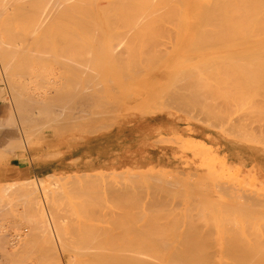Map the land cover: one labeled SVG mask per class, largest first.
Segmentation results:
<instances>
[{"label":"bare ground","instance_id":"6f19581e","mask_svg":"<svg viewBox=\"0 0 264 264\" xmlns=\"http://www.w3.org/2000/svg\"><path fill=\"white\" fill-rule=\"evenodd\" d=\"M98 19H104L103 20V22H108V24L107 25H105L106 23H103L104 24V29H99V26H97V25H95V23H90L89 21H92V20H98ZM170 20V21H169ZM172 20H175V21H172ZM100 21H102V20H100ZM125 23H124V22ZM143 21V23H141ZM144 21H145V23H144ZM148 21H150L151 23L149 24L148 23ZM155 21H157L156 23H158V22H160V21H162V22H164V21H166V22H164V24L166 23L167 24V22H168V24H170L169 22H171V24L170 25H164V26H161L162 24H161V22L160 23H158V24H155ZM178 21H180V26H178V27H172V22L174 23V24H178ZM181 21H186V23H188L189 21H191L188 25L187 24H183V25H181ZM188 21V22H187ZM61 22H63V23H61ZM66 24H65V23ZM77 22V23H76ZM86 22V23H85ZM89 22V23H88ZM115 22H117L116 24H115ZM118 22H119V24H118ZM122 22H123V24H122ZM127 22V23H126ZM128 22H129V26H128ZM147 22V23H146ZM177 22V23H176ZM69 23V24H68ZM99 24V23H98ZM103 24H101V25H103ZM118 24V25H117ZM126 24V25H125ZM132 24V25H131ZM160 24V25H159ZM100 25V26H101ZM119 25H120V27H119ZM166 26H169V27H166ZM176 26V25H175ZM115 27H116V29H115ZM165 27V28H164ZM170 27H172L173 29L171 30V31H169L168 32V29L170 28ZM113 28H114V30H113ZM118 28H119V30H118ZM123 29V31H120V29ZM124 28L126 29V30H129V29H131L132 31H134L133 33H130L131 34V37H129L128 36V38L126 37H123L124 39H122V37H120V35H118V33L119 34H121V36H123V33H125L126 32V30H124ZM138 28H143V29H138ZM175 28H178V29H176L175 30ZM180 28H182V29H184L185 31H190L191 32V34H193V35H191L190 34V32H187L190 36H194L192 39H194V40H192L193 42H189V41H191V38L189 37L188 39V42L190 43H188V42H186L187 43V47H190V49L192 50V51H190V49L188 48L187 49V47H185V43H184V41L187 39V37H186V39L185 40H183V43H182V48H183V45H184V47L185 48H179V54H177V56L176 57H179L180 55H181V51L183 50V52L184 53H186V54H192L191 52H193L194 54H195V50H197L198 49V51L200 50L199 48H201V51H202V49L204 50V48L205 47H211L212 49H213V47L216 49V50H214V52L213 53H216V55H214V56H216L215 58H214V56L213 55H210V54H212V51H211V53L210 52H208V53H210L209 54V59H207V58H205L206 59V61L208 60V61H210L211 60V56L214 58V59H212L213 61H210V62H200V66L199 65H196V66H194V67H196L197 69L195 70V68L193 67V69L194 70H192V68H190V67H192V66H190L191 64H189L190 62H191V59L192 60H194L193 58H195V57H192V58H190V57H188V56H190L189 54L187 55V57L185 58V57H183V58H185L184 59V61L187 59V60H189L188 58H190V60H189V63H187V64H189L188 66H189V68H187L188 66L185 64L187 61H185V63H184V61H180L179 59H177L176 57H174V59H172L171 61H174V62H176V64H178V62H180V65H181V63L182 64H184V66L186 65V67L185 68H183V66L181 67L179 64V66L181 67L180 69L181 70H179V73H176V75H175V77L176 78H174V75L172 76V74L174 73L175 74V72H174V70L171 72V77H172V79H171V77H170V79H171V81L169 80V79H167V82H169L170 81V83H167V82H165V83H167V85L166 86H164L165 87V89H164V87H162V89H161V87H160V93L159 94H156V95H158V97L160 96V94H161V96L163 97L162 99H160L161 100V102H159L158 104V106H159V110H158V106L156 107V106H154L155 108H153V105H152V107H150V108H148V109H145L144 111H142V112H145V113H156L157 111H160V110H162L163 109V107H170L171 108V106L173 105L174 107H172V108H174L173 110H175V109H177V110H179V112L181 111V112H184V114L183 115H186L185 113H187V115H189L188 117H190V116H192L193 114L192 113H194V115L192 116V117H190V119H192V118H194L193 120H195V118H196V114L199 112V114H200V116H198L199 114H197V118H201V119H203V120H206V123H205V121H203L205 124H206V126L208 125V126H210V125H213L214 127L216 126V127H219V126H221V128H222V126H225L224 127V130L226 131V134L228 133L229 134V132L231 133L230 135H232V134H235V136H238L240 133L243 135V139H245V138H249L251 135L250 134H254V132H251L252 130H255V132H256V130L258 131L259 129H256V125H258L259 123H261L260 125H261V127L264 129V123H263V120H264V112H263V110L264 109H262L261 107H263V105H262V103H264V0H0V83H3V84H5L4 85V87L6 86V85H10V87H13V90L15 91H13V93H14V99L13 98H9V96H8V98L10 99V100H14L16 103H17V105H18V108H19V112H20V110H21V112L22 111H25V110H27L26 109V107L28 106V105H30L31 103L33 104H36L37 102H33V101H35V98L34 99H31L32 97H28V96H26V94L24 95V97L25 98H23V94L21 95V93H22V91H23V89H24V87H22V85L23 86H25L26 84L28 85H26V87H28V89H29V85L30 84H32L30 81H34V79L35 78H38L39 76L37 75L38 73H43V75L45 76L46 75V73H44V71H48L50 68L51 69H53L54 67H58L59 68V73H61L60 72V70L62 71V73L63 72H67V74L69 75V77L68 78H66V80H68L67 82L68 83H70V84H66L65 82H64V80H62V77H59V78H57V76H56V74H58V73H56L55 75H53L52 76V74H53V72L52 71H54V70H52V71H50L51 72V74L48 72L47 73V76H49L48 74H50V79L49 80H51L52 79V85L53 86H51L50 87V89L51 90H55L56 88H54L55 86L54 85H56L55 83L57 82V81H61L66 87L68 86L70 89H68V90H73V88L74 87H76L75 85L77 84V86L78 87H76V89H74V91H78V92H76V93H74V91L72 92V90L69 92L68 90H66L67 91V93H60V91L58 92V90L57 89H61V88H59V82H58V87H57V89L54 91V93L52 92L51 93V95H49L50 93V90L48 91V92H44L43 91V93L39 90L40 88H42L41 86H40V84L42 85V86H45V85H47V84H49V83H51V82H49V83H45V84H43L42 82H44V81H42V80H40V78H39V80H38V82L40 81V83H39V86L40 87H38L37 89H35V91L36 90H38V91H40V93H42V94H38V93H35L36 94V96L35 97H37V98H39L40 99V97H38V96H42L43 97V99H41V100H39L38 101V99H37V101L39 102V103H42V100H47L48 101V97L47 96H51V97H54V98H52L51 99V97H50V101L48 102V103H46L45 104V102H43L44 104L42 105L41 104V106H42V108L41 107H39L38 105H36V106H38L37 107V110H35V111H33V116H35L36 114H40L41 112L42 113H44L45 115H44V117H43V114H42V117L44 118H42V119H40V120H45V116H47V119H46V121H44L43 123H41L40 121H39V123H37V124H44V125H47V124H49L50 126H48V127H50L51 128V130H53L54 129V131L53 132H50L49 134H47V135H45V138L43 137V140L44 139H48L49 137L51 138V139H59V136H62V133L64 134V133H73V132H76V133H78L79 135H81V136H92V135H94V134H96V133H98V132H101V131H105V130H108V129H112L113 127H118V128H122L123 126H126L127 124H129V123H135L136 121V116L135 115H133V114H131L130 112H128V113H126L127 112V108L129 107V105H130V110H138L137 109V107L140 105V104H142V102H144L145 101V97H144V94H142V93H140L139 92V87L140 86H142L143 84H142V82H144V80H141V81H139V82H141L140 84L139 83H137L139 86H138V88H137V91H138V93L134 90V85L136 84L135 83V81L134 82H131L132 80H134V79H136V72L134 73V74H130L129 72H134L138 67H139V70L141 71L143 68H144V70H145V72L146 73H143L144 71H141V75L139 74V72L140 71H138V69H137V71H138V74H139V76H142V73H143V75H146V74H148V73H150L151 72V70H153V68H155V67H157L159 64H161L160 62L161 61H159V59L160 60H164V58L162 59V57H164L165 55H167V54H170V53H167L166 52V54L164 53L165 51H168V52H171V50L169 51L168 50V48H171V49H173V47L174 46H176V44H173L172 43V41L173 40H170V42L174 45V46H172L171 45V43H170V47L168 46L167 47V50H161L162 48H160V50L161 51H163L162 53H164V55H156V54H154V52L155 53H157V52H159V54H160V50L157 48V45L159 46V47H161V45H163V44H160L161 42L162 43H164V44H169L168 43V41H169V39L170 38H168V37H171L172 39H173V37L175 36L176 38L178 37V39H179V36H181V30L182 29H180ZM167 29V30H166ZM171 29V28H170ZM180 29V30H179ZM99 30V31H98ZM113 30V36L114 35H118V37H117V39L115 38H113V36H112V39H114V41H113V43L115 42V40H116V42H121L119 45V48H121L122 46H123V48H124V50L126 49H129V47H130V50H131V54H132V49H131V46L130 45H134L135 47H139V43H140V47L139 48H141L142 50H140L139 49V54L141 53L140 51H142V53H144V55L142 56V53L140 54L141 56H142V59H140V57H137V56H140L138 53V55L137 54H135L134 52V54H133V58L131 57V55H130V52L128 53V54H125L124 52H120V50L122 51L123 49H120V50H118L117 49V47H118V45H117V47H114V46H116V44H113L112 43V40H111V38L108 36L110 33H111V31ZM116 30H118L117 32L118 33H116ZM139 30V32L138 33H143V32H147V34H149L150 35V39H152L153 41H155V40H157L158 38L160 39L161 38V36L165 39H167V40H163V38H162V40L164 41H161V40H157V42H159V44L158 43H156V41H155V43L157 44H155V43H152V42H149V44H151V45H149V44H147L146 45V41H144L145 40V38L144 37H146V40H147V38H148V40H149V36H147V34L145 33V35L144 36H138L137 34V32H135V31H138ZM143 30V31H142ZM177 30H179V32H180V35H179V33H178V31ZM98 31V32H97ZM101 31H104V32H110V33H108V34H106V36H108V38L110 39H108L107 37H106V40H107V44H106V40H105V38H103V37H105V36H102L101 37V34H100V32ZM125 31V32H124ZM163 31H167L168 32V37H167V33L166 32H163ZM172 31H177V36L175 35V33L174 32H172ZM81 32L82 34H84V32H87L86 34L88 35V37L89 38H92V39H94V36L96 35L95 33L97 32V34L99 33V35H96L97 37V39H98V42L100 41V40H105L104 42H105V45H106V48H108L109 49V47L108 46H111L109 43H111L113 46V48L114 49H117V50H114L112 47H110V50H107L109 53H110V51H111V48L113 49L112 51H111V55L109 54V56H111V57H109V56H107V51H106V48L104 49V44H102L101 43V41H100V43L98 44V42H94L95 43V45L97 44L98 46H100V44L102 45V46H100V48L101 49H103V50H101L100 48L98 49L99 51L101 50V51H104V52H102V53H100L99 51H97V49L96 48H94L95 47V45H92L93 44V41L92 40H90L89 41V38H87V35L85 36L88 40V42L85 40L86 38L85 37H82L81 36V33L79 34V33ZM91 32L93 33L92 35H91ZM116 34H115V33ZM122 32V33H121ZM129 31H127V33H128ZM131 32V31H130ZM150 32V33H149ZM165 33L164 35H166V36H163V33ZM170 32H172L173 33V36H172V34H169ZM193 32V33H192ZM89 33H90V36H89ZM103 33V32H102ZM111 33V34H112ZM135 33H136V35H135ZM152 33H155V36H157L156 35V33H159V37L157 38V39H155V37H151L153 34ZM77 34V35H76ZM95 34V35H94ZM104 33L102 34V35H105ZM126 34V33H125ZM132 34L135 36H133L132 37ZM152 34V35H151ZM162 34V35H161ZM187 34V35H188ZM198 35H200V36H198ZM79 36V37H78ZM80 36L82 37V38H80ZM84 36V35H83ZM138 38H137V37ZM100 37L102 38V39H100ZM114 37H116V36H114ZM122 39H120V38ZM144 39H143V38ZM174 37V38H175ZM182 37H184V36H182ZM198 37H199V39H198ZM79 38H80V40H82L83 38H85L84 39V41L82 40V42H84V43H82L80 40H79ZM132 38H134V40H132ZM136 38V39H135ZM139 38H142L143 39V41H141V40H138ZM176 38L174 39V40H176ZM131 41H129V40ZM155 39V40H154ZM176 40L177 41V44H178V41L179 40ZM196 39H198V40H196ZM123 40L124 41H126V42H123ZM129 42H128V41ZM78 41V42H77ZM94 41H96V40H94ZM136 41V42H135ZM149 41H151V40H149ZM161 41V42H160ZM82 44H80V43ZM137 42H139V43H137ZM144 42H145V45L143 46V47H141V45L142 44H144ZM166 42V43H165ZM76 43L77 44H79V45H81V46H83L84 47V49L85 50H83V48H79L80 50L82 49L83 50V52L82 53H80L79 52V50L77 49H75L76 48ZM123 43H128L127 45V47L128 48H125L124 46L126 45V44H124L123 45ZM135 43H137V44H135ZM147 43H148V41H147ZM192 43H193V45H192ZM84 44H86L85 46H84ZM87 44H89V45H92V49L94 50H96V52H95V50L94 51H92V49H91V47L90 46H87ZM121 44H122V46H121ZM152 44H155L156 46L155 47H153V45ZM189 44V45H188ZM73 45H74V48H72L73 47ZM77 46V47H80V46ZM96 45V47H98ZM132 45V47H134ZM149 45V47L151 48V47H153L152 48V50L148 47L147 48V46ZM191 45V46H190ZM72 46V47H71ZM146 46V48H144ZM90 47V50H91V52H93V53H91L90 52V54L91 55H93L92 57H95V58H100V60H102L103 59V61H104V59H105V63H106V65L105 64H103L102 62H100V60L98 61V62H100L103 66L105 65L106 66V68H105V70L107 69V71H110V73L108 72V76H106V77H108V78H110L109 80H112V81H110L111 82V84H113V82H114V85H113V87L111 86V84H109V80H107L108 81V83H104L103 82V84H102V80L104 81L105 79H107V78H104L105 76H103L104 75V72H103V67L101 68V64L100 65H98V66H94L93 64H95L96 65V62L95 61H93L94 63L92 64L93 65V67L92 68H90L91 67V61H92V59H89V58H86V57H80L81 55L83 56V54H85L87 51H86V49H88V48ZM103 47V48H102ZM134 47V48H135ZM162 47H164L165 49H166V45L164 46H162ZM68 48H70L69 50H67V53L66 54H68L69 55V53H70V50L72 51V49H73V53L71 52V54H74V52H76L75 54H78V55H80V56H77V57H75V58H73V55L72 56H68V55H64V50L66 51V49H68ZM72 48V49H71ZM133 48V49H134ZM154 48H157V50H153ZM143 49H146V50H144L143 51ZM150 51H149V50ZM180 49H181V51H180ZM187 49V50H186ZM217 49L219 50V51H222L223 52V50H226V52H227V54L226 55H220V54H223L222 52L221 53H219L218 51H217ZM74 50H76V51H74ZM89 50V51H90ZM135 50H138V48L136 49H134L133 51H135ZM148 50V53L149 54H151V52L154 54H152V55H148V53L146 54V56L148 57H146L145 56V51H147ZM189 50V51H188ZM208 50V49H207ZM88 51V52H89ZM107 53H106V52ZM129 50H127V52H128ZM154 51V52H153ZM157 51V52H156ZM205 51H206V48H205ZM218 53H217V52ZM69 52V53H68ZM87 52V53H88ZM135 52H137V51H135ZM178 52V51H177ZM203 52V51H202ZM80 53V54H79ZM86 53V54H87ZM96 53H98L99 55L100 54H102L103 55V53H104V56L102 57V55H98V54H96ZM106 53V54H105ZM119 53V54H118ZM161 53V54H162ZM183 53V54H184ZM208 53H206V55L205 56H207L208 55ZM70 54V55H71ZM74 54V55H75ZM97 56H95V55ZM122 54H125V55H122ZM218 54H219V56H218ZM88 55H89V53H88ZM114 57H113V56ZM125 56L124 58H125V60L123 59L122 60V58L123 57H121V58H119L120 56ZM137 55V56H136ZM67 56H68V58H67ZM90 56V55H89ZM106 56V57H105ZM144 56H145V58H144ZM149 56H151L150 58H149ZM156 56H159V57H155ZM169 55H167V57H168ZM195 56V55H194ZM107 57H109V59L106 61V58ZM112 57H113V59L114 60H112ZM128 57H130V58H128ZM136 57V58H135ZM152 57H154L153 59L155 60V62H154V60L152 59ZM182 57V56H181ZM97 58V59H98ZM111 58V59H110ZM127 58H128V61H127V64L131 61V58H132V61L134 60V59H140V63L142 64V62L141 61H143V64H146L148 61V63H150V59H151V61L153 62V63H155V64H153V63H150V64H152V65H150V64H148L146 67H144L145 65H140V63L138 64V63H136V61L137 60H134L133 61V63H132V61L130 62L131 64L129 65V66H127V64H125L124 63V61H126L127 60ZM175 58H176V60L178 61H175ZM180 58V57H179ZM204 59V58H203ZM218 59V60H217ZM119 60H121V61H123V62H120V64L123 66V67H120L121 65L120 64H118V66L120 67V68H123L122 69V71L124 72V70H126L125 69V67H127V68H129V69H127V71H125V73H123V72H121L120 73V75H119V72L121 71L119 68H118V66L116 65L118 62H119ZM157 60V61H156ZM196 60H198V61H196ZM200 60H202L201 58H200ZM199 59H195V61L197 62V63H199V61H200ZM217 62H216V61ZM108 61H114V63L113 62H111V63H109ZM145 61H146V63H145ZM203 61H205V60H203ZM138 62V61H137ZM156 62H159L158 63V65H157V63ZM194 61H192L191 63H193ZM212 62V63H211ZM213 62H215V63H213ZM113 63V64H112ZM123 63H124V65H123ZM135 63V64H134ZM203 63H205V64H203ZM209 63V64H208ZM108 64H112L111 66L110 65H108ZM133 64H134V67H135V70H132L131 71V69H133L134 67H133ZM140 65L141 67H143L142 69H140V66H138V65ZM208 64V65H207ZM211 64H213L212 66H210ZM215 64H217L216 66H215ZM108 65V66H107ZM155 65H157V66H155ZM171 65H172V63H171ZM194 65H195V63H194ZM204 65V66H203ZM100 66V67H99ZM110 66V67H109ZM112 66H113V68H112ZM114 66H116L117 68H115ZM125 66V67H124ZM138 66V67H137ZM149 66H151V67H149ZM169 66H170V64H169ZM173 66V65H172ZM177 66V65H176ZM176 66L174 65L173 67L174 68H176ZM203 66V68H201ZM210 66V67H209ZM48 67H49V69H48ZM95 67V68H94ZM100 69H99V68ZM137 67V68H136ZM147 67H149V68H151V70L150 69H148ZM200 67V68H199ZM212 67L213 68H215V69H212ZM216 67L218 68V70H219V72H218V75L219 74H221V75H223V72L224 73H226L227 75H228V78H227V76H224V75H226V74H224L223 76H221V75H219V76H215L216 75V73L217 72H215V71H217V69H216ZM38 68H39V70H38ZM42 68V69H41ZM57 68V69H58ZM93 68L94 69H96V70H98V72L99 73H97L96 74V70H94V71H96L95 72V74H94V71H93ZM98 68V69H97ZM109 68H112L111 70L109 69ZM115 68V69H114ZM148 69V70H146V69ZM168 68V67H167ZM166 68V69H167ZM183 68V69H182ZM205 68H211L210 70H208V71H210L209 72V74H211V75H213L214 74V72H215V75H213L212 77H214L213 79H211V82H214V83H216V84H213V83H211L209 80V74L207 75V73L204 71V69ZM56 69V68H55ZM89 69H90V71H89ZM114 69V71L115 72H117V70H119L116 74H118L120 77H122V78H119L118 77V79L119 80H117V79H114V78H117L116 76H118V75H114V73H113V70ZM156 69V68H155ZM41 70V71H40ZM92 70V71H91ZM104 70V71H105ZM150 70V71H149ZM201 73V75H200V73L198 72V71ZM202 70V71H201ZM222 72H221V71ZM56 71V70H55ZM54 71V72H55ZM88 71V72H87ZM106 71V72H107ZM147 71H149V72H147ZM166 71V70H165ZM165 71L163 70V71H161L159 74H157L156 73V75H153V76H151L150 78H149V80L148 81H154L155 83H157V82H161L164 78H165V75H166V73H165ZM194 71V72H193ZM196 71H197V73H196ZM85 72L88 74L89 72L91 73V75H94V76H92L94 79L96 78L97 79V84L96 83H94L93 82V87L95 88V87H103V85L105 84V86L107 85V84H109L110 85V88H112V89H110L109 90V86L107 85V88L105 89V86H104V88L103 89H105V90H103L102 88H92V86H89V87H87L88 88V90L86 91V86L84 87V85H86V84H83V83H81V81L79 80V79H75L74 77H79V76H81L82 75V77H84L85 78V76H87V74L85 75ZM111 72H112V75H111ZM176 72H178V68H177V71ZM206 74H205V73ZM84 73V74H83ZM123 73V74H122ZM204 73V74H203ZM64 74V73H63ZM100 74H102V76L100 75ZM126 74H130V75H128V76H125ZM61 75V74H60ZM84 75V76H83ZM91 75L90 74H88V76L86 77L87 79H88V81H87V86H88V83H90V77H91ZM112 77H111V76ZM196 77H195V76ZM197 75H200V77L197 79ZM203 75H205L204 77H206V79L203 77ZM58 76H59V74H58ZM61 76H64V75H61ZM96 76H98V77H96ZM125 77V79L124 80H122L124 77ZM101 77V78H100ZM103 77V78H102ZM201 77H203L202 79H201ZM216 77H218L217 79L218 80H216ZM221 77V78H220ZM223 77V78H222ZM226 77V78H225ZM70 78L72 79H75V80H70ZM93 78H91V79H93ZM99 78V79H98ZM174 78V79H173ZM45 79H47L46 77H45ZM56 79H60V80H56ZM63 79H65V76H64V78ZM86 79V80H87ZM100 79H102L101 81H99L100 83H98V80H100ZM120 79L122 80V82L120 81ZM205 79V80H204ZM209 79V80H208ZM224 79V81L225 82H227V80H228V83L224 86V84H222L221 86L222 87H220V81H222ZM65 80V81H66ZM78 80H79V82H80V84H83V85H80L79 84V82H78ZM115 80V81H114ZM169 80V81H168ZM173 80V81H172ZM48 81V80H47ZM74 81H77V82H75L74 83ZM106 81V80H105ZM117 81H120V82H118L117 83ZM166 81V80H165ZM207 81H209V84L211 85V87L214 89V88H216V87H218L216 90L219 92H217L215 89L214 90H212L214 93H218V95H219V97H220V95L221 96H223L224 98H222L221 97V99H222V101H221V99L220 98H218L219 100H217V97H215L214 95H216L217 96V94H214V93H211V95L212 94H214L213 96L215 97V99H214V97H213V99L215 100V101H213L212 99H210V98H212L211 97V95L209 94L211 91V87H210V85L207 83ZM28 82H30V83H28ZM60 82V83H61ZM218 82H220V83H218ZM223 82V81H222ZM225 82H223V83H225ZM24 83H25V85H24ZM61 83V84H62ZM130 83H134V85H132L131 84V86H133V88L131 87V86H129V84ZM145 83V82H144ZM172 83V84H171ZM38 83H35L34 85H31L32 86V88H34V87H37L36 85H37ZM71 84H73V85H71ZM91 84H92V82H91ZM136 84V85H137ZM142 84V85H141ZM168 84H170L171 86L170 87H172V88H170V90H169V87H168ZM205 84H207V86L205 85ZM90 85V84H89ZM95 85H97V86H95ZM213 85H216V87L214 86L213 87ZM65 86H63L62 85V87L64 88V89H66V87ZM74 86V87H73ZM79 86H81V87H84L83 89L82 88H80ZM156 86V85H155ZM224 86V87H223ZM8 87V86H7ZM9 87V88H10ZM67 87V88H68ZM127 87V89L129 88V87H131L130 88V91H135V93H131L130 91H129V93H131V94H127L128 93V90L124 93L125 94V96H122L123 94V89L124 88H126ZM143 87V86H142ZM158 87V86H157ZM209 87V88H208ZM6 88V87H5ZM23 88V89H22ZM48 88V87H47ZM77 88H79V89H82L81 91H79V89H77ZM86 88V89H85ZM91 88H92V90H91ZM141 88V87H140ZM146 88V87H145ZM150 88H152V86L150 87ZM220 88H223V89H220ZM225 88H228L229 89V91H228V89H225ZM49 89V88H48ZM47 89V90H48ZM63 89V90H64ZM85 89V90H84ZM100 89H102V90H100ZM108 89V90H107ZM132 89V90H131ZM141 89H143V88H141ZM140 89V90H141ZM153 89V88H152ZM157 89V88H156ZM1 90V89H0ZM11 90V89H10ZM43 90H46L45 89V87H43ZM90 90V91H89ZM123 90V91H122ZM147 90V89H146ZM146 90H144V91H146ZM158 90V89H157ZM161 90H168V91H166V93L165 92H163V93H165V94H163V93H161L162 91ZM220 90H223V92H226V90L228 91V92H226V94H228L227 96L229 97H227L226 95H225V93H223L222 91H220ZM27 89H26V93H27ZM29 91H30V89H29ZM28 91V92H29ZM34 91V90H33ZM142 91V90H141ZM154 90H152L151 92H153ZM216 91V92H215ZM6 92H7V90H6ZM10 91H8V93H9ZM24 92H25V89H24ZM61 92H63V91H61ZM65 92V91H64ZM69 92V93H68ZM148 92V91H147ZM222 92V93H221ZM13 93H9L8 95H10V94H12L13 95ZM116 93H118V94H116ZM120 93V94H119ZM157 93V92H156ZM29 94V93H28ZM27 94V95H28ZM37 94H38V96H37ZM54 94V95H53ZM122 94V95H121ZM150 94V93H149ZM149 94H148V96H149ZM223 94V95H222ZM151 95V94H150ZM154 95V96H153ZM155 95V92H153V94H152V96H153V98L156 96ZM163 95H165V96H163ZM225 95V96H224ZM20 96H22V98L24 99V100H22L21 99V97ZM30 96H32V95H30ZM147 96V95H146ZM160 96V97H161ZM6 97V96H5ZM5 97H3V98H5ZM13 97V96H12ZM28 97V98H27ZM151 97V96H150ZM157 97V96H156ZM210 97V98H209ZM248 97V98H247ZM27 98V99H26ZM29 98H30V100L32 101V102H30L29 101ZM145 98V99H144ZM149 98V97H148ZM226 98H228V99H226ZM245 98V99H244ZM143 99H144V101H143ZM155 99V98H154ZM159 99V98H158ZM163 99H165V100H163ZM1 100V99H0ZM8 100V99H7ZM26 100V101H25ZM150 100H152V99H147V101H150ZM156 100V99H155ZM155 100H153L152 101V104L154 103V101ZM166 100H167V102H166ZM225 100V101H224ZM246 101L247 103H249V106L248 107H245V108H242V109H240L241 108V106H243V104L244 103H246V102H241V101ZM250 100V101H249ZM3 101V100H2ZM1 101V102H2ZM6 101V100H5ZM147 101H145V102H147ZM158 101V100H157ZM217 101H219V102H217ZM224 101V104H225V108H226V106H227V109H226V111L228 112L227 114H225L226 113V111L223 109L224 107H223V102ZM151 102V101H150ZM150 102H147L146 103V105L147 104H149ZM162 102L163 103H165V104H167L166 106H164L163 104H162ZM169 103H171V106H169L170 104ZM10 104V103H9ZM12 104V103H11ZM31 104V105H32ZM239 104V106H237ZM160 105H163V106H161L162 107V109H161V107H160ZM235 105H236V107H235ZM245 106V105H244ZM13 107H14V105H13ZM127 107V108H126ZM140 107H141V109L142 108H145V107H143V105L142 106H139L138 108L140 109ZM237 108V110L235 109V108ZM17 107H15V109H16ZM27 108H29L30 109V106L29 107H27ZM33 108H34V106H33ZM167 108V109H168ZM169 108V109H170ZM32 109V108H31ZM53 109L54 110H56V111H53ZM129 109V108H128ZM140 109V110H141ZM166 109V108H165ZM17 110V109H16ZM33 110V109H32ZM143 110V109H142ZM223 110H224V113H222L223 112ZM262 110V111H261ZM11 111H13V110H11ZM126 111V112H125ZM176 111V110H175ZM192 111V113L191 114H189V112H191ZM194 111V112H193ZM197 111V112H196ZM218 111V112H217ZM222 111V112H221ZM141 112V113H142ZM219 112H221V113H219ZM230 112H232V113H234V115H230V116H225V118H224V116L222 115V114H225V115H228ZM6 113V112H5ZM24 113V112H23ZM23 113H20V114H23ZM166 113V112H165ZM16 114V113H15ZM32 114V113H31ZM144 114V113H143ZM167 114V113H166ZM201 114H203V115H201ZM206 114V115H205ZM221 114V115H220ZM18 114H16V116H17ZM24 116H25V113L23 114ZM142 115V114H141ZM186 115V116H187ZM210 115V116H209ZM220 115V117H218V116ZM22 116V115H21ZM30 116H32V115H30ZM39 116V115H38ZM41 116V115H40ZM206 116V117H205ZM209 116V117H208ZM19 117V116H18ZM26 117V116H25ZM28 117H29V115H28ZM37 117V116H36ZM204 117V118H203ZM210 117H212V118H210ZM222 117V118H221ZM6 118V117H5ZM30 118V117H29ZM33 118V117H32ZM30 119V121L31 120H34L35 118H33V119ZM196 118V119H197ZM207 118H210V120H213V121H211L213 124H211L210 123V125H209V123L208 122H210V120L209 119H207ZM25 119H27V122L29 121V119L28 118H25ZM39 119V118H38ZM187 119V118H186ZM261 119V121L260 122H257V124H255V121H257V120H260ZM24 120V119H23ZM22 119H21V121H23ZM175 120V119H174ZM197 120H199V119H197ZM207 120H209V121H207ZM199 121H201L202 122V120H199ZM32 122L33 121H31L30 122V124L32 125ZM37 122V121H36ZM159 122V121H158ZM202 122V123H203ZM252 122H254L253 124L255 125V126H253L252 125ZM9 121L7 120V119H5V121H3L1 124H0V138L1 137H6V136H9L10 135V133H9ZM17 123V122H16ZM18 123H19V121H18ZM21 123V122H20ZM25 123V122H24ZM178 122H176V124H177ZM200 123V122H199ZM34 124H35V120H34ZM34 124H33V127H34ZM37 124H36V126H37ZM169 124V123H168ZM173 124V123H172ZM178 124H180V123H178ZM177 124V125H178ZM188 124V123H187ZM201 124V123H200ZM263 124V125H262ZM18 125V124H17ZM16 125V126H17ZM25 125H26V123H25ZM29 125V124H28ZM202 125H204V124H202ZM254 127V129L251 127ZM15 126V127H16ZM22 126V125H21ZM30 126V125H29ZM164 126V125H163ZM173 126V125H172ZM185 126V125H184ZM205 126V125H204ZM205 126V127H206ZM212 126V127H213ZM18 127H19V125H18ZM38 127V126H37ZM37 127H35V131H36V128ZM43 128H44V126H42ZM45 127H47V126H45ZM165 127V126H164ZM170 127V126H169ZM194 127V126H193ZM212 127H210V128H212ZM216 127H215V129H216ZM20 128V132H21V134L19 135V136H21V141H22V143H23V148L24 149H28V147H30L31 146V143H30V139L28 138V137H30V136H28V135H26V133H28V132H30V131H27V130H25L24 128H23V126L22 127H19ZM29 128V127H28ZM40 129H39V131L42 129L41 128V126L39 127ZM49 128V129H50ZM160 128V127H159ZM187 128H188V126H187ZM208 128V127H207ZM220 128V127H219ZM218 128V130H220ZM257 128H260V126L258 125L257 126ZM16 129V128H15ZM34 129V128H33ZM45 129V128H44ZM48 129V128H47ZM47 129H45V130H47ZM198 129V128H197ZM203 129V128H202ZM213 129V128H212ZM239 129L240 130H242V132H240L239 133ZM247 129H249L250 130V134H245V135H249V137H246L244 134H243V131H244V133L246 132V130ZM261 129V128H260ZM263 129H262V131H261V133H263ZM29 130H31V129H29ZM201 130V129H200ZM204 130V129H203ZM203 130H201V131H203ZM214 130V129H213ZM249 130H247V132L249 131ZM27 131V132H26ZM34 130H32V132H33ZM38 131V130H37ZM38 131V132H39ZM158 131V130H157ZM206 131V130H205ZM211 131V130H210ZM224 131V132H225ZM238 131V133H236ZM260 131V130H259ZM37 132V133H38ZM119 132V131H118ZM155 132V131H154ZM162 132V131H161ZM193 132V131H192ZM208 132V131H207ZM223 132V131H222ZM221 132V133H222ZM235 132V133H234ZM33 134V135H38L39 136V134ZM45 133H47V132H45ZM109 133V132H108ZM135 133V132H134ZM166 133V132H165ZM169 133V132H168ZM171 133H173V132H171ZM189 133V132H188ZM187 133V134H188ZM217 133H219V132H217ZM257 133V132H256ZM255 133V134H256ZM261 133H259V136L261 135ZM30 134H32V133H30ZM42 134V133H41ZM154 134V133H153ZM153 134H152V136H153ZM190 134V133H189ZM209 134V133H208ZM216 134V133H215ZM224 134V133H223ZM238 134V135H237ZM240 134V135H241ZM258 134V133H257ZM16 134H14V136H15ZM33 135H31V137L33 136ZM132 135V134H131ZM155 135H156V133H155ZM158 135V134H157ZM214 135V134H213ZM225 135V134H224ZM37 136V137H38ZM102 136V135H101ZM100 136V137H101ZM107 136V135H106ZM144 136V135H143ZM169 135H167L166 137H168ZM187 136V135H186ZM211 136V135H210ZM209 136V137H210ZM259 136H258V138H257V136H256V140H260V142L259 143H261V138H259ZM35 137V136H34ZM39 137H41V136H39ZM39 137H38V139H39ZM78 137H80V136H78ZM77 137V138H78ZM137 137V136H136ZM138 137H140V136H138ZM154 137H156V136H154ZM159 137V136H158ZM162 137V136H161ZM175 137V136H174ZM184 137V136H183ZM187 137H190V136H187ZM193 137V136H192ZM239 138L241 137V136H238ZM261 137V136H260ZM36 138V137H35ZM42 138V137H41ZM77 138H75V139H77ZM163 138V140H164V142H166V143H168L167 141H169V143H171V144H174L175 143V140H173L174 138L173 137H171L170 139L169 138H165L164 139V136L162 137ZM162 138H159V139H157V141H159L160 143H161V141H162V143H163V140H162ZM235 138V137H234ZM251 138L252 137H250L249 139H247V140H249V141H251L250 143H252V141H255V139H253V140H251ZM58 139L56 140V142L58 143ZM64 139H65V142H66V140H68V141H71V139H72V136L70 135V136H68L67 135V137H65V138H62V140L64 141ZM79 139H83L82 137H80ZM153 139V138H152ZM156 139H153V140H155L156 141ZM160 139H161V141H160ZM171 139L173 140V142H171ZM177 139V142H178V139H180L179 137L178 138H176ZM184 139V138H183ZM195 139H197V138H195ZM241 139H242V137H241ZM240 139V140H241ZM11 140H13V139H11ZM18 140V139H17ZM19 140H20V137H19ZM33 140V139H32ZM40 140V139H39ZM42 140V141H43ZM145 140H146V138L144 139V142H145ZM153 140L151 141V142H153ZM181 140V139H180ZM179 140V141H180ZM191 140V139H190ZM198 140V139H197ZM224 140V139H223ZM246 140V139H245ZM38 141V140H37ZM45 141V140H44ZM54 142H55V140H53ZM72 141H74V140H72ZM149 141V142H150ZM157 141L156 142H154V143H157ZM182 141V140H181ZM185 141H188L187 139H185ZM207 141V140H206ZM244 141V140H243ZM248 141V142H249ZM264 141V140H263ZM5 142H6V140H5ZM48 142V141H47ZM55 142V143H56ZM190 142V141H189ZM192 142H193V140L191 141V144H192ZM196 142V141H195ZM205 142V141H204ZM213 142V141H212ZM231 142V141H230ZM235 142V141H234ZM233 142V143H234ZM16 143V142H15ZM21 143V144H22ZM45 143H46V141H45ZM72 143V142H71ZM93 143V142H92ZM138 143V142H137ZM187 143V142H186ZM194 143V142H193ZM198 143V142H197ZM196 143V144H197ZM215 143V142H214ZM238 143H239V141H238ZM241 143V142H240ZM254 143V142H253ZM255 143H257V141L255 142ZM4 144V143H3ZM41 144V143H40ZM51 144V143H50ZM142 144H145V143H142ZM177 144V145H176ZM175 145L177 146V147H179L178 145H180V144H178V143H176ZM189 144V143H188ZM184 145L182 148L185 150V151H188V152H190V154L191 153H193L195 156H197V155H199V154H201L202 152H203V150L201 149V148H198L197 146H195V145ZM195 144V143H194ZM201 144V143H200ZM211 144H213V143H211ZM217 144V143H216ZM5 145V144H4ZM30 145V146H29ZM36 145V144H35ZM66 145V144H65ZM64 145V146H65ZM81 145V144H80ZM208 145V144H207ZM33 146V145H32ZM82 146V145H81ZM85 146H87V145H85ZM90 146H92V145H90L89 144V147ZM263 146H264V144H263ZM57 147H58V144H57ZM67 147V146H66ZM78 147V146H77ZM83 147V146H82ZM89 147H88V149H89ZM150 147V146H149ZM148 147V148H149ZM220 147H222V145L220 146ZM65 148V147H64ZM63 148V149H64ZM71 148H73V147H71ZM81 148V147H80ZM84 148V147H83ZM90 148H92V147H90ZM180 148V147H179ZM207 148V147H206ZM219 148V147H218ZM249 148H251L252 149V147H249ZM248 148V150H251V149H249ZM19 149V148H18ZM24 149H22V150H24ZM74 149V148H73ZM153 149V148H152ZM171 149V148H170ZM208 149V148H207ZM210 149V148H209ZM220 149V148H219ZM2 149H0V151H1ZM14 150H16V149H14ZM81 150V149H80ZM173 150H175V149H173ZM177 150V149H176ZM179 150V149H178ZM211 150V149H210ZM216 150V149H215ZM218 150V149H217ZM216 150V151H217ZM253 150H254V148H253ZM252 150V151H253ZM20 151V150H19ZM24 151H26V150H24ZM44 151H46V150H44ZM71 151V150H70ZM73 151V150H72ZM103 151V150H102ZM105 151V150H104ZM103 151V152H104ZM222 151H223V149H222ZM34 152H36V151H34ZM49 152V151H48ZM51 152V151H50ZM54 152V151H53ZM57 152V151H56ZM63 152V151H62ZM65 152V151H64ZM63 152V153H64ZM93 152V151H92ZM173 152V151H172ZM1 153V152H0ZM30 153V152H29ZM38 153V152H37ZM36 153V154H37ZM81 153V152H80ZM88 153H91V152H88ZM218 153H220L219 152V150H218ZM25 154H27V153H25ZM43 154V153H42ZM48 154V153H47ZM57 154H59V153H57ZM95 154V153H94ZM260 154V153H259ZM261 154L262 155H264L262 152H261ZM40 155V154H39ZM50 155V154H49ZM55 155V154H54ZM67 155V154H66ZM82 155V154H81ZM101 155H103V154H101ZM149 155V154H148ZM171 155V154H170ZM183 155V154H182ZM207 155V154H206ZM216 155V154H215ZM218 155V154H217ZM14 156V155H13ZM31 156V155H30ZM38 156V155H37ZM41 156V155H40ZM40 156H38L37 158H39ZM99 156V155H98ZM114 156V155H113ZM176 156V155H175ZM201 156V155H200ZM202 156H204V155H202ZM208 156H210V155H208ZM220 156V155H219ZM224 156V155H223ZM229 156V155H228ZM259 155H257V157H258ZM1 157V156H0ZM26 157V156H25ZM36 157V156H35ZM56 157V156H55ZM168 157V156H167ZM171 157V156H170ZM207 157V156H206ZM260 157V156H259ZM16 158V157H15ZM36 158V159H37ZM44 158H45V156H44ZM51 158H52V155H51ZM54 158V157H53ZM52 158V159H53ZM63 158V157H62ZM75 159H76V157H74ZM96 158V157H95ZM105 158H106V155H105ZM211 158V157H210ZM216 158V157H215ZM221 158V157H220ZM227 158V157H226ZM237 158V157H236ZM239 158V157H238ZM254 158V157H253ZM47 159H49V158H47ZM70 159V158H69ZM75 159H74V161H73V163L75 162ZM78 159V158H77ZM81 161H82V159L81 158H79ZM108 159V158H107ZM106 159V160H107ZM113 159V158H112ZM177 159V158H176ZM206 159V158H205ZM212 159V158H211ZM217 159V158H216ZM232 159V158H231ZM243 159V158H242ZM39 160V159H38ZM41 160V159H40ZM43 160V159H42ZM45 160V159H44ZM54 160H55V158H54ZM71 160H73V159H71ZM97 160V159H96ZM104 160V159H103ZM110 160V159H109ZM151 160V159H150ZM155 160V159H154ZM156 160H157V158H156ZM167 160V159H166ZM179 160V159H178ZM186 160V159H185ZM199 160V159H198ZM207 160V159H206ZM205 160V161H206ZM219 160V159H218ZM223 160V159H222ZM222 160H220L221 161V163H222ZM254 160V159H253ZM261 160V159H260ZM28 161V160H27ZM60 161V160H59ZM87 161V160H86ZM98 161V160H97ZM190 161H191V159H190ZM216 161V160H215ZM229 161V160H228ZM32 162H34V161H32ZM41 162V161H40ZM39 162V163H40ZM52 162V161H51ZM94 162H95V160H94ZM99 162V161H98ZM105 162V161H104ZM202 164H203V162L204 161H200ZM230 162V161H229ZM244 162V161H243ZM11 163H13V162H11ZM28 163V162H27ZM66 163H68V162H66ZM69 163H72L71 161H69ZM91 163V162H90ZM211 163H213L212 161L209 163H205V165L207 164V165H212ZM218 163H219V161H218ZM55 164V163H54ZM80 164V163H79ZM184 164H185V162H184ZM183 164V165H184ZM196 164H198V163H196ZM201 164V165H202ZM220 164V163H219ZM248 164H250V163H248ZM258 164V163H257ZM89 165V164H88ZM102 165V164H101ZM104 165V164H103ZM200 165V164H199ZM198 165V166H199ZM218 165V164H217ZM244 165V164H243ZM242 165V166H243ZM29 166H30V164H29ZM53 166V165H52ZM74 166V165H73ZM86 166H87V164H86ZM91 166V165H90ZM96 166V165H95ZM106 166H107V164H106ZM150 166V165H149ZM152 166V165H151ZM151 166L149 167V168H151ZM203 166V165H202ZM236 166V165H235ZM241 166V167H242ZM251 165H249V167H250ZM259 166V165H258ZM43 167V166H42ZM46 167V166H45ZM48 167H50V166H48ZM57 167V166H56ZM55 167V168H56ZM98 167V166H97ZM200 168H201V166H199ZM211 167V166H210ZM223 167V166H222ZM248 167V166H247ZM257 167V166H256ZM263 167V166H262ZM54 168V167H53ZM81 168H83L84 170H85V168L84 167H81ZM93 168V167H92ZM147 168V167H146ZM153 168V167H152ZM157 168V167H156ZM212 168H213V166H212ZM261 168V167H260ZM79 169V168H78ZM82 169V170H83ZM88 169V168H87ZM93 169H95V168H93ZM102 169V168H101ZM145 169V168H144ZM209 169V168H208ZM221 169H223V168H221ZM220 169V173H221V171H223V170H225L226 168H224L223 170H221ZM39 170V169H38ZM50 170V169H49ZM58 170V169H57ZM135 170V169H134ZM140 170V169H139ZM142 170V169H141ZM146 170V169H145ZM148 170V169H147ZM146 170V172H149V171H147ZM156 170H159V168L158 169H156ZM210 170H211V168H210ZM262 170H263V168H262ZM261 170V171H262ZM15 171V170H14ZM18 171V170H17ZM33 171V170H32ZM51 171V170H50ZM79 171L81 172V170L79 169ZM94 171V170H93ZM137 170H135V171H133V172H136ZM153 171V170H152ZM160 171V170H159ZM177 171H178V169H177ZM179 171H181V169L179 170ZM188 171V170H187ZM237 171V170H236ZM240 171V170H239ZM260 171V172H261ZM1 172V171H0ZM6 172V171H5ZM16 172V171H15ZM30 172V171H29ZM99 172V171H98ZM102 172V171H101ZM101 172H99V173H101ZM118 172V171H117ZM133 172H132V174H133ZM141 172V171H140ZM154 172H156V171H153V172H150V173H154ZM162 172V171H161ZM165 172V171H164ZM163 172V173H164ZM176 172V171H175ZM182 172V171H181ZM188 172H190V171H188ZM188 172H187V175H188ZM198 172V171H197ZM225 171H223V173H224ZM263 172V171H262ZM9 173H11V171L9 172ZM14 173V172H13ZM56 173V172H55ZM82 173H83V171H82ZM107 173V172H106ZM119 173V172H118ZM117 173V174H118ZM126 173H128L127 172V170L125 171V174H124V171H123V174L125 175H122V171L120 172V175H122V177L124 176V179H125V183H126V177H127V174ZM139 173V171H137V173H135V174H138ZM150 173H148V174H146V176L148 175V176H152V174L150 175ZM159 172H157V174H158ZM168 173L170 174V172H168V170H167V174H162V173H160L161 174V176H159L160 174H154L153 176H152V178L153 179H156V184H155V181L154 180H152V182L155 184V186H152L151 184H153L152 182H151V180H150V185H151V187L150 186H148V188H146V189H149V188H156V189H152V190H157L158 192H160V196L161 195H164V196H162V197H164L165 198V196H167V198L165 199V201H164V199L162 198V197H158V196H156V194L157 193H155V196H154V193L153 194H151L150 195V192H151V190L150 191H147L148 192V197H149V195H150V199L149 200H147L148 199V197H147V199H146V197H144V196H146L145 195V192L144 191H142V192H144V195L143 196H141V195H139V194H141L140 192H141V189L142 190H144V188H142V187H144V186H142V183H140L139 184V180H137V177H136V175L134 176V179L133 180H135V177H136V180L138 181V183L136 182L135 183V181H131V179H128V180H130V182L132 183V182H134V183H132V184H134L136 187V190H138V191H140V192H137L136 191V193L139 195V196H141V197H139L138 195H136L137 197H139L140 199H142V201H144L145 199L147 200V203L148 204H146L145 205V208H147V213L145 214V213H143V211H141V210H139V209H137V208H135V206H136V204H135V201H133L132 202V198H133V196H130L131 195V192H130V190H127V189H129V188H126L125 187V185H124V188L122 187V186H120L123 182H122V180H123V178H120V181H119V178L118 177H116L115 179L117 180H115V185H116V187H117V182L118 183H120V185H118V189L117 188H115L114 186H112V188H111V186H110V188H109V186L108 185H111L112 184V182L114 181H111V180H109L108 178H106V179H108L109 180V182H111V184H108L109 182L107 181V180H105V182L107 183V185H103V184H106L105 182L104 183H102V181L99 179V178H101V177H98L99 176V174H98V178H96L95 176L94 177H92L93 179L94 178H96L97 180L99 179V182H100V184L101 185H103V187L105 186H107L106 187V189H104L105 191V193H106V203L107 202H110V200H111V202H115L116 201V203H119V202H121V203H119V205H117L116 203V205H117V207H116V205H113V204H110V206L112 205V209L110 208L109 210L111 211V210H113V209H115V210H113V211H116L117 210V208H118V206H121L122 205V207L120 208L119 207V209H118V211H116V212H110L109 210H108V205H107V208H106V205L104 206V202H102V199H105V198H103V195H102V197L100 196V193L102 194V192H101V190L99 189V187H98V182H97V180L96 179H94V180H96V181H90V177L88 178V176L89 175H91V174H89L88 176H86L85 175V173L83 174V175H85L86 176V181H84L83 180V183H82V180L80 181V183H82L81 185L80 184H78L77 182L78 181H76L75 179H74V176H73V174H72V176L71 177H73L72 179H73V181H72V179H71V181H69L70 180V178H68L67 179V181H65V183H67V182H69V183H76L75 184V186H72V185H74V184H65V186L66 185H68V186H70V188H71V186H72V192H76V194H78L79 195V197H78V195L75 197V195H72L70 192H69V190H67V189H69V188H67V186H66V188H65V191L67 190V192H69L68 194H69V196L70 197H72L73 196V198H71V199H74L75 201L76 200H79L78 202H80L81 204H82V207H78L77 205L78 204H80V203H78V202H74L75 203V205L77 206V210L76 209H72L73 211H77L76 212V214L78 215V217H77V219L79 218V215L80 216H83L84 217V219L86 220V218H88V217H90V220H89V218H88V220H86L87 222H89V223H83V222H85L84 221V219L82 218V217H80V218H82V219H80V221L78 220V222L83 226H81V228H80V226L77 228L78 230H76L75 228V226H74V224L75 223H72L73 224V228H71V224L69 223V224H67V225H69L70 227H68V226H66L67 227V229L66 230H69L70 229V232H72L71 234L69 233V231L67 232V233H69L70 235H73V233H74V231H81L79 234L81 235L80 237L78 236V235H74V237L72 238V239H74V241H75V237L76 236H78L79 238L77 239V241H78V244L77 245H75L74 244V242L72 243V244H74V246H72V244L69 242V244L72 246V247H74L75 248V250L74 251H72V252H74V253H72L71 254V258L69 259V260H66V261H64L63 259L61 260L60 258V260L59 259H57V260H55V259H53V262L55 263V262H57V264H214L213 263V261L214 260H212V258L210 257V255L211 254H215V252H212L211 253V251L213 250V249H210L209 251H208V248H207V250L206 251H208V252H210L211 254H209L208 252L206 253V251H205V249H206V245H204L206 242V240L209 238L210 239V241H212L213 242V239L211 240V238H212V235H213V229L211 228L212 227V221L213 220H208L211 216L213 217V218H218V216L220 217V215H222L221 213H223V215H224V213H226L225 214V216L227 217H223V216H221V219H219V221H220V223H224L223 225H222V227L223 228H219V226H217L221 231L222 230H224V234L226 233V235H228V239H226L227 238V236L225 235V237L223 236V231L221 232L220 230V232H218V234L220 235L221 233H222V238L224 237L225 238V242H226V240L228 241V242H226L225 244H227V247H226V249H223L222 248V251L223 252H225L224 254L226 255V253H227V255H226V257L227 256H229V258L227 257V259H230L229 261V263H228V261H226V260H223V259H221L220 257V262H219V264H224V262H222V261H226V263H228V264H264V237H263V232L261 231V226H263V224L264 223H261V221L262 222H264V219H263V217H262V215H261V217L259 216V211L258 210H260V208H264V194L263 193H261L262 194V196L260 195L259 197H258V194L256 195H253L252 194V192H254V191H250L249 189V191L248 190H246V191H248V192H246L245 190H243V191H245L247 194H244V192L242 193V191H240L239 190V192H241L240 193V196L238 197V196H236L237 195V192L238 191H236V188H234V186H233V188L231 189V187H230V185L233 183H231V181H229V179H230V177H231V175H232V177L231 178H233V175L235 174H237V173H232L231 175L230 174H226L225 176H224V174L223 173H221V175H223L224 177H226L227 175V177H229V179H227L229 182H230V185H228L229 183H227L228 181H225V183L228 185L227 187H226V184H225V187H220V188H218V193L221 191V193L223 192H225L223 195H225V194H228V195H225L226 197H228V198H226L225 196H223V198L225 197L226 198V200H228L229 198H231V197H234V198H232V200H234V199H236V197L238 198V199H240V202L238 203L237 201H232V200H230L229 199V201H230V203H227V204H222L221 202V204H222V207L220 208V209H222V210H213L212 209V207L216 204V205H219L220 203L219 202H216L215 201V198L213 197V201L214 202H216V203H213V202H209V200H207V194H208V192H209V189H207L206 190V188H205V190L206 191H204V190H202V189H204L203 188V186L201 187L200 186V192L202 193V192H207L206 193V197L204 196V194H202V197L204 196L205 198H206V200L207 201H205L204 200V202H199V203H197V204H193V203H195L196 202V198L197 197H199V198H201L197 193H199V190H194V191H196V194L197 195H195V194H193V197L195 198V202H193V200H192V196L190 195V197H187V198H190L192 201L191 202H189V204H191V207L189 206V207H187V205H189L188 203L186 204V208H184V206L182 205L181 206V203L180 204H178V202L181 200V197H178V199H175V198H173L172 197V199H174V201H171V196H172V194H175V193H173V192H171V196L169 197L168 196V194L170 195V191H171V189H176L177 188V190H175V191H178L179 192V189H178V186H177V184L178 183H180V181L179 182H177L176 184L175 183H172L173 181H171V183L173 184V186L172 185H168V186H171L172 188H170V190H168L169 188H168V186H166L167 187V189H164V187H165V185L163 184V182H162V178L164 177V176H162V175H168ZM219 173V174H220ZM241 173V172H240ZM26 174V173H25ZM24 174V175H25ZM40 174V173H39ZM87 174V173H86ZM95 174H96V172H95ZM95 174H93V175H95ZM102 174V173H101ZM108 175L106 176V174H104L103 173V176L105 175L106 177H108L109 176V174H111V173H107ZM129 174V173H128ZM142 174H143V171H142ZM144 174H145V171H144ZM174 174V173H173ZM176 174H177V172H176ZM181 174V173H180ZM189 174H192V173H189ZM193 174H194V172H193ZM218 174V175H219ZM2 175V174H1ZM5 175V174H4ZM6 175H7V172H6ZM40 175H42V174H40ZM48 175V174H47ZM68 175V174H67ZM81 176V174L79 175V176H81V177H79L78 175L76 176V177H78L79 179H84V177L85 176ZM93 175H91V176H93ZM113 175V174H112ZM111 175V176H112ZM130 175V174H129ZM134 175V174H133ZM141 175V174H140ZM139 174H138V178L139 179H141L140 177H142V175L140 176ZM179 174H177V175H174V177L175 178H177V177H179L178 176ZM195 175V174H194ZM194 175H193V177H194ZM199 175V174H198ZM217 175V174H216ZM221 175H219V176H221ZM252 175V174H251ZM18 176V175H17ZM21 176V175H20ZM36 176V175H35ZM43 176H44V174H43ZM49 176V175H48ZM105 176L104 177H102L103 178V181H104V179H105ZM111 176H109V178L111 177ZM117 176V175H116ZM140 176V177H139ZM146 176H144L143 178H147ZM156 176H157V178H158V181H160L159 180V177H162L161 178V182H160V184L162 183L163 185V189H164V191H165V193H166V191H167V193L165 194L164 193V191H162V189L160 190L158 187H156L157 186V178H156ZM159 176V177H158ZM169 176H172L173 177V175H168L167 177H165V178H168ZM183 176V175H182ZM186 176V175H185ZM222 176V177H223ZM6 177V176H5ZM24 177V176H23ZM27 177V176H26ZM30 177V176H29ZM47 177V176H46ZM49 177H51V176H49ZM54 177V176H53ZM52 177V178H53ZM68 177V176H67ZM70 177V176H69ZM113 178L115 177L114 175L112 176ZM129 177H131V175L129 176ZM128 177V178H129ZM133 177V176H132ZM155 177V178H154ZM181 177V176H180ZM191 177V176H190ZM197 177H199V176H197ZM210 177V176H209ZM264 177V176H263ZM15 178V177H14ZM35 178V177H34ZM37 178V177H36ZM35 178V179H36ZM88 178V179H87ZM91 178V179H92ZM101 178V179H102ZM151 178V179H152ZM164 178V179H165ZM171 178V177H170ZM181 178H183V177H181ZM200 179H201V177H199ZM211 178V177H210ZM214 179H215V177H213ZM218 178H220V177H218ZM238 178V177H237ZM40 179V178H39ZM39 179H37V180H39ZM63 179V178H62ZM110 179H112V178H110ZM122 179V180H121ZM185 179V178H184ZM190 179V178H189ZM197 180V178H196V181L195 182H197V181H199L198 182V184L197 185H201L204 181H205V179H204V181L200 184V181H202V180ZM221 179H223V178H221ZM253 179V178H252ZM41 180V179H40ZM40 180L39 181H36V182H34L33 181V179L31 180V184H28V181H26V183L27 184H25L24 182H23V184L21 183V184H15V183H17L16 181H15V183L14 184H9V186H8V184H7V186H4L3 188H1V195H2V197H0V198H3L4 197V199L7 197V199H8V201L10 200L11 201V199H9L8 197H13V199H17L18 201H19V204L18 203H16V202H14V203H16V204H18L19 206H20V208H21V211H23L24 212V214L26 215V216H22V218H25V217H27V215H28V217L27 218H29L28 220V222H27V219H26V222H27V224L29 223V226L30 227H32L31 225H33V228L34 229H32V228H30V229H32V231H34L35 230V232L37 231V235L36 236H38L39 238H40V235L42 234V235H44V234H46V236H48V238H50V239H52V241H53V239L55 238L56 239V237L57 238H59V231H61V230H59V229H61L60 227V222L62 221V219L64 220L65 218L66 219H69V221L68 222H73V219L71 218L70 219V217H71V215L74 213H72V210L70 209V207L67 205V200L68 199H66V204L65 205H67V207L69 208H65V205L63 204V202L61 203L60 201L58 202L57 201V203H55L56 202V200H58L57 198L58 197H61L62 198V196L60 195V196H58L57 198H56V195L55 194H52L53 195V197H54V195H55V197L53 198V199H51V200H54V201H51V200H49V205H51L50 204V201L53 203L54 202V205H52V207H50L49 205H48V207L46 206V211H45V202H47L48 200L47 199H49V198H52V196L50 197V196H48L47 197V195H50V194H48L47 192H45V188L46 187H44V185L42 184V182H40ZM61 180V179H60ZM66 180V179H65ZM75 180V181H74ZM148 179H146V181H147ZM165 180H167V179H165ZM165 180H163L164 182H165ZM172 180V179H171ZM173 180H175V179H173ZM192 180V179H191ZM208 180V179H207ZM218 180V179H217ZM231 180V179H230ZM10 181V180H9ZM32 181L34 182V184L32 183ZM124 181V180H123ZM142 181V180H141ZM146 181H144V182H146ZM168 181V180H167ZM178 181V180H177ZM184 181V180H183ZM194 181V178H193V180L191 181V182H193ZM213 181V180H212ZM215 181V180H214ZM30 182V181H29ZM61 182H62V180H61ZM64 182V181H63ZM85 182V183H84ZM122 182V183H121ZM129 182V181H128ZM127 182V183H128ZM143 182V181H142ZM149 181H147V183H148ZM170 182V181H169ZM176 182V181H175ZM190 182V183H191ZM221 182H223V181H221ZM114 183V182H113ZM130 183V184H131ZM168 183V182H167ZM171 183H168V184H171ZM190 183H189V181L185 184H183L182 186V190L181 191H183V190H186V189H183L184 188V185L186 186H188V184H189V188H191V189H193V188H195L194 187V182L193 183H191V185L193 184V188L192 187H190ZM214 183V182H213ZM217 183H220V181L218 180L217 181ZM217 183L216 184H214V185H216L217 186ZM253 183V182H252ZM251 183V184H252ZM52 184H54V183H52ZM51 184V185H52ZM63 184V185H64ZM99 184V185H100ZM136 184H139V185H136ZM153 184V185H154ZM181 184H182V182H181ZM196 184V183H195ZM205 184L207 185V183L205 182ZM205 184H203V185H205ZM238 184H239V182H238ZM261 184V183H260ZM55 185V184H54ZM56 185H58V184H56ZM55 185V189L57 188H59V189H61L59 186H60V184H59V186H56ZM77 185V186H76ZM80 186V189H78L77 187H79ZM83 185V186H82ZM123 185V184H122ZM126 185H128V187H130L129 186V183L128 184H126ZM144 185H146V184H144ZM147 185H149V184H147ZM197 185H196V188H197ZM213 185V184H212ZM219 185V184H218ZM221 185V184H220ZM224 185V184H223ZM250 185V184H249ZM119 186L121 187V189H119ZM138 186V187H137ZM139 186L141 187L140 188V190H139ZM158 186H159V184H158ZM161 186V185H160ZM162 186L160 187V188H162ZM175 186V187H174ZM186 186V187H187ZM81 187L84 189H81ZM104 187V188H105ZM165 187V188H166ZM210 187V186H209ZM212 187V186H211ZM230 188V190H232L231 191V193L228 191V189ZM239 187H240V185H239ZM50 188V187H49ZM75 188V191H73V189ZM101 188V187H100ZM158 188V189H157ZM180 189H181V186L179 187ZM189 188H187V189H189ZM202 188V189H201ZM213 188H216V187H213ZM212 188V189H213ZM227 188V189H226ZM262 188V187H261ZM102 189V188H101ZM191 189H189L188 191L191 193V191L193 192V190H191ZM239 189V188H238ZM237 189V190H238ZM241 189V188H240ZM100 190V191H99ZM106 190H108L107 192H106ZM124 190V191H123ZM134 190V189H133ZM215 190H217V188L215 189ZM224 190H227L228 191V193H227V191H224ZM233 190L234 191H236V194H235V196L233 195V196H230V194H233ZM126 191H129V193L128 192H126ZM156 191V192H157ZM187 191V190H186ZM187 191V192H188ZM212 191V190H211ZM153 192V191H152ZM155 192V191H154ZM163 192V193H162ZM214 192V191H213ZM216 192V193H217ZM238 192V193H239ZM249 192H251V194H249ZM54 193V192H53ZM60 193H61V191H60ZM107 193H109V195L110 196H108V194ZM129 194V196L131 197H129L128 196V194ZM132 193H133V191H132ZM134 193H135V191H134ZM133 193V194H134ZM180 193H181V195H180ZM180 193H178V195L179 196H182L183 194V192H180ZM185 193V196H187L186 194V192H184ZM218 193H217V195H218ZM221 193H219V195H221ZM143 194V193H142ZM176 194H177V192H176ZM189 194V193H188ZM215 194V193H214ZM64 195V198H65V194H63ZM153 195V196H152ZM201 195V194H200ZM210 195L211 196H213L212 195V193H210ZM209 195V196H210ZM81 196V197H80ZM107 196L108 197H110V198H108L107 199ZM174 196V195H173ZM184 196V195H183ZM196 196V197H195ZM127 197V198H126ZM175 197H177V196H175ZM192 197V198H191ZM263 199H262V198ZM76 198V199H75ZM78 198V199H77ZM101 198V199H100ZM129 199L130 201L128 202V200H126V202L128 203V206H129V204L130 205H133V206H130L131 208H129L128 206V208L131 210L132 208L134 209V210H139V211H136L135 213L134 212H130L129 210H128V208L126 207V209H123V205H124V208H125V206L127 205V203L125 202V200L124 199ZM143 198H145V199H143ZM193 198V199H194ZM41 199V200H40ZM56 199V200H55ZM168 199H170V202H172V203H176L175 205H176V208H175V205H173L172 203V205H171V207H170V203H168ZM185 199V198H184ZM17 200H15V201H17ZM59 200H61V201H63V198L62 199H60L59 198ZM83 200V201H82ZM109 200V201H108ZM118 200V201H117ZM124 200V201H123ZM145 200V201H146ZM178 200V201H177ZM186 200V199H185ZM199 201H200V199H198ZM197 200V201H198ZM1 201V200H0ZM8 202L7 203V205H5L6 204V202L4 203V205L3 204H1L2 206L0 207V209L1 208H4V211L6 210V209H9L10 210V208L12 207L11 205H13V204H11V202ZM14 201V200H13ZM183 201V200H182ZM181 201V202H182ZM187 201V200H186ZM186 201H184V202H186ZM219 201V200H218ZM64 202H65V199H64ZM70 202V205H71V202H72V200L71 201H69ZM84 202V203H83ZM102 202V203H101ZM131 202V203H130ZM141 201H139L138 202V205H140L141 203H140ZM206 202H208L206 205H202L203 203L205 204ZM226 202V201H225ZM224 202V203H225ZM13 203V202H12ZM104 203V204H103ZM125 203V204H124ZM211 203H213L214 205H212ZM218 203V204H217ZM57 204L59 205V206H57ZM60 204H61V207H60ZM73 204V203H72ZM81 204L79 205V206H81ZM103 204V205H102ZM143 205L145 204V203H142ZM141 204V205H142ZM184 204V203H183ZM208 204H211V205H208ZM47 205V204H46ZM62 205L64 206V208H65V210L63 209V207H62ZM140 205V206H141ZM178 205V206H177ZM179 205L181 206V208L183 207L184 209H181L180 211L182 212V214L181 215H183V210H184V213H188V214H190V216L192 215V213H193V216H191V219L193 218V217H195L194 215H196V214H198L199 212H202V209H203V207H205V206H207L208 205V209H210L209 208V206L211 207V211L212 212H214L215 211V216H213V215H211V216H209L208 215V212H206V215H205V213H203L204 214V218L206 219V217H207V215L209 216L207 219H206V222L208 223H206V226L208 225V227H209V225H210V229L208 230V228L207 227H205V229H204V224L205 223H202L200 220L202 219V216H201V219H200V217L197 215V217H195V218H197L199 221H197V220H195L194 222L192 221V220H189V216H187L186 214H185V219H186V221H187V219H188V221H187V223H186V221L183 219V217L181 218V219H179L178 218V212H177V215H175V216H177V218L174 220V221H168V223H164V220L161 222L160 221V219H161V217L162 218H164L165 219V217H166V219H168L167 218V215H168V213L169 212H167V211H170V213L169 214H171V210L173 209H176V210H179L180 209V207H179ZM197 206V205H199V206H202V208H201V210L200 211H198L197 212V210H194L193 208H192V206ZM13 206H15V204L13 205ZM55 206H57V208H60V209H58V211L59 210H61V212L59 211V212H56L57 211V209H56V207ZM73 206V205H72ZM76 206H75V208H76ZM116 208H115V207ZM174 206V207H173ZM17 207V206H16ZM16 207H14V208H16ZM50 207V208H49ZM53 207L55 208V210L53 209ZM142 207H144V206H142ZM177 207H179V209L177 208ZM27 208H29V210L31 211V212H33V213H31L30 211L29 212H27L28 210H27ZM53 210H52V209ZM72 208V207H71ZM82 208H84V209H82ZM145 208H142V210H144ZM171 210H170V209ZM189 208V209H188ZM197 208V207H196ZM207 208L205 207V209L207 210ZM214 208H215V206H214ZM66 209L68 210V212H69V210H70V212L69 213H71L70 215H68L69 213L67 212L66 213ZM81 209V211H79ZM123 209V210H122ZM133 209H132V211H133ZM167 209H169V210H167ZM186 209H187V211L188 210H190V211H186ZM193 209V211H191ZM256 209H258L257 211H254V210H256ZM16 210V209H15ZM14 210V211H15ZM27 210V211H26ZM47 210H49L48 212L50 213V210H52L53 211V213L55 214V218H57V216H58V218L60 219V222H58L53 216H50L51 214H49L48 212H47ZM62 210H63V212H62ZM82 210L84 211V213H83V215L81 214L82 213ZM120 210L121 211H123V212H126L125 214L122 212H120ZM125 210V211H124ZM167 210V211H166ZM172 210V211H173ZM14 211H12V212H14ZM18 211H20L19 209H18ZM18 211H16V213H18ZM20 211V212H21ZM130 213H129V212ZM140 211H141V213H140ZM186 211V212H185ZM216 211H222L220 214H217V212ZM260 211H262V210H260ZM3 212V211H2ZM5 212H9V211H5ZM11 212V210H10V214L12 213ZM19 212V213H20ZM23 212H21V213H23ZM56 212V213H55ZM64 212H65V214H67V215H65L64 214ZM78 212H80V213H78ZM118 212H120V213H118ZM174 212H175V210H174ZM173 212V213H174ZM176 212H175V214H176ZM192 212V213H191ZM197 212V213H196ZM18 213V214H19ZM31 213V214H30ZM65 215V216H63L62 217V215L63 214ZM131 213L133 214L134 213V215H131ZM137 213H140L139 214V216H138V214ZM171 214V216L170 215H168V216H170L169 218L170 219H172V215H174V214ZM219 213V212H218ZM257 213V214H256ZM261 213V212H260ZM263 213V212H262ZM3 214V213H2ZM2 214H1V217H2ZM15 214V213H14ZM23 214V215H24ZM62 214V215H61ZM75 214V215H76ZM154 214H157V216L159 215V217L158 218H160L159 220H156L157 218H156V215H155V217H154ZM160 214H164V215H160ZM200 214V213H199ZM7 215V214H6ZM5 215V216H6ZM12 215V214H11ZM10 215V216H11ZM37 217H36V216ZM57 215V216H56ZM148 215V216H147ZM149 215H150V217H149ZM153 215V216H152ZM166 215V216H165ZM218 215V216H217ZM228 215H232V216H230V217H228ZM233 215H235L234 217H235V219L237 218L236 216H239L243 221H244V234H245V230L247 229V235L248 236H250L251 237V239L250 238H248L250 241H252V242H249V244L248 243H246V240L244 239V237L243 236H241L240 234H239V227H237L236 225H235V223H238L237 221H234V217H233ZM255 215H257V217L255 216ZM14 216V215H13ZM32 216H34V217H32ZM67 216V217H66ZM70 216V217H69ZM85 216H86V218H85ZM152 216V217H151ZM161 216V217H160ZM165 216V217H164ZM253 216H255L254 218H256V219H259L260 220V223L262 224V225H260V223H259V220H256L255 219V221H254V218H253ZM264 216V215H263ZM0 217V218H1ZM62 217V218H61ZM72 217H76V216H74V214L72 215ZM127 217V218H126ZM149 217V218H148ZM181 217V216H180ZM259 217V218H258ZM5 218V217H4ZM143 218H145L144 219V221H143V223L141 222L140 224H142V225H137L136 226V221L138 220V221H140L141 219L143 220ZM150 218H152V219H154L153 221L150 219ZM216 218V221L218 220ZM226 218V219H225ZM228 218H230V219H228ZM239 218V219H240ZM261 218V219H260ZM66 219H65V221H66ZM75 219V218H74ZM77 219H75V220H77ZM140 219V220H139ZM194 219V218H193ZM222 219H223V221L224 222H221L222 221ZM238 219V218H237ZM2 220V219H1ZM30 220H32V222L30 223ZM74 220V221H75ZM81 220H82V222H81ZM156 220V221H155ZM225 220H227L226 222H225ZM232 220V221H231ZM252 220V221H251ZM3 221V220H2ZM25 221V220H24ZM23 221V222H24ZM181 221H185V223L186 224H184L183 222H181ZM202 221H205V220H202ZM219 221H218V225H220L219 224ZM240 221V220H239ZM26 222L24 223L25 225H26ZM77 221H76V226H77V223H78ZM200 222V226L202 227V225H204L203 227H202V230H200L198 227H200L199 226V224L196 226V223H199ZM212 222V223H211ZM227 222H229L228 224H233V225H235L234 227H236L235 229H234V227H233V225L232 226H230V225H228V227L226 226V224L225 223H227ZM235 222V223H234ZM246 222V223H245ZM252 222H253V224H252ZM255 222H257V223H255ZM15 223V222H14ZM60 223V224H59ZM62 223H64V221L62 222ZM67 223V222H66ZM181 223H183L184 225V227L183 226H181L182 228H183V231H180V228H178V225L180 224L181 225ZM210 223V224H209ZM242 223V222H241ZM259 223V224H258ZM31 224V225H30ZM173 224V225H172ZM216 225H217V223H215ZM242 224V225H243ZM259 225V228L256 226V227H253V225ZM22 225V224H21ZM179 225V226H180ZM186 225V226H185ZM245 225H247V226H245ZM20 226V225H19ZM28 226V225H27ZM28 226V227H29ZM60 226V227H59ZM63 226H64V224H62V228H63ZM239 226L240 227H242L241 226V224H239ZM28 227H26V228H28ZM75 227V228H74ZM215 227V226H214ZM213 227V228H214ZM221 227V226H220ZM227 227V228H226ZM230 227V228H229ZM1 228V227H0ZM206 228H207V230L208 231H206V232H204V230H206ZM224 228H226V230L224 229ZM256 228H258V230L260 229V233L262 234V237L260 238V235H258L257 234V232L258 231H255L254 229H256ZM264 228V226L262 227V230H264L263 229ZM29 229V233H33L31 230ZM64 229V228H63ZM71 229H74L73 231H71ZM229 229V230H228ZM27 230L28 229H26V230H22V231H25V233H22V235H21V242H25L26 243V238L27 239H30V238H35V240H37L36 238V236L34 237V236H31L30 238H28V235H27ZM237 230V231H236ZM257 230V229H256ZM17 231V230H16ZM203 231V232H202ZM217 231H218V229H217ZM216 231V232H217ZM225 231H229V234H228V232H225ZM236 231V232H235ZM34 232V233H35ZM38 232H40L39 234L40 235H38ZM64 232H65V229H64ZM184 232V234H183V236H182V233ZM238 232V233H237ZM13 233H15V232H13ZM12 233V234H13ZM18 233V232H17ZM21 233V232H20ZM28 233V234H29ZM61 233V232H60ZM63 233V232H62ZM231 233V234H230ZM66 234V233H65ZM236 234H239V235H236ZM245 234V235H246ZM6 235V234H5ZM4 235V236H5ZM25 235H27V237L25 236ZM30 235V234H29ZM41 235V238L43 237ZM62 235V239H63V234H61ZM69 235V236H70ZM216 235H217V233H216ZM216 235H215V237H216ZM235 235V236H234ZM259 237H258V236ZM7 236V235H6ZM14 236H15V234H14ZM13 236V237H14ZM234 236V237H233ZM239 236V237H238ZM248 236H246V237H248ZM72 237V236H71ZM213 237H214V235H213ZM218 237V236H217ZM217 237H216V242L218 243V240H220V239H217ZM220 237V236H219ZM32 238V240L33 241H35L34 239ZM77 238V237H76ZM221 238V237H220ZM240 238V239H239ZM241 238H242V240H243V242H240V241H242L241 240ZM7 239H8V237H7ZM12 240V241H10L11 243L12 242H14V241H20V239L17 237V235H16V237H14V238H10L9 237V240ZM44 239H45V236H44ZM43 239V240H44ZM54 239V241L56 242V240ZM65 239H66V236H65ZM247 239V238H246ZM32 240H28V242H32ZM245 240V241H244ZM8 241V240H7ZM52 241H50V242H52ZM53 241V242H54ZM61 241V240H60ZM66 241V240H65ZM64 241V242H65ZM69 241H71V239H69ZM209 241V240H208ZM209 241V242H210ZM9 242V243H10ZM20 242V243H21ZM36 242V241H35ZM39 242H41V240L39 241ZM38 242V243H39ZM45 242V241H44ZM49 242V241H48ZM64 242H62V243H64ZM67 242V241H66ZM64 243L63 245H68V243ZM76 242V241H75ZM211 242V243H212ZM221 242H224V241H221ZM221 242H220V247H222V245H221ZM10 243V244H11ZM20 243H16V242H14L13 244L16 246L17 245V247L19 248V247H22V245L20 244ZM37 243V244H38ZM59 243V245H60V242H58ZM174 243H176L175 245H176V247L174 248ZM210 243V244H211ZM214 244H215V241L213 242ZM216 243V244H217ZM1 244V243H0ZM3 244V243H2ZM53 244V243H52ZM207 244H208V242H207ZM209 244V245H210ZM219 244V243H218ZM224 244V245H225ZM248 244V245H247ZM251 244V245H250ZM31 245V244H30ZM47 245H49V244H47ZM54 245V244H53ZM55 245H56V243H55ZM208 245V247H212V246H209ZM4 246V245H3ZM2 246V247H3ZM35 247H36V245H34ZM38 246V245H37ZM45 246V245H44ZM44 246H42V247H44ZM57 246H58V244H57ZM56 246V247H57ZM69 246V245H68ZM214 246V245H213ZM9 247V246H8ZM14 247V246H13ZM13 247H11V248H13ZM24 247H27V246H24ZM29 247V246H28ZM27 247V248H28ZM31 247V246H30ZM35 247H34V249H35ZM50 247H51V245H50ZM55 247V246H54ZM55 247V248H56ZM60 247H61V245H60ZM71 247V248H72ZM218 247V246H217ZM216 247V248H217ZM15 248V247H14ZM55 248H48V250L50 251V256H49V258H51V253H55L56 251H54V252H52L51 250H53V249H55ZM61 248H63V247H61ZM213 248V247H212ZM30 249V248H29ZM43 249V248H42ZM228 249V250H227ZM24 250V249H23ZM64 249H62V251H63ZM67 250H70V249H68V247H67ZM67 250H65L66 252H67ZM216 250V249H215ZM220 250V249H219ZM225 250V251H224ZM2 251H3V249H2ZM32 251H33V249H32ZM38 251V250H37ZM59 251V250H58ZM221 251V250H220ZM1 252V251H0ZM20 252H21V250H20ZM20 252H18V249H16L15 248V251H10V252H7L6 250H5V252H3V253H5L6 255H3V259L6 257L7 259H8V255H14V256H12V257H10V258H12L14 261L16 260V258H15V256L17 257L19 254H20ZM23 252V251H22ZM46 252H48L47 250H46ZM64 252V251H63ZM71 252V250L69 251V253ZM12 253V254H11ZM49 253V252H48ZM48 253H46V255H47V257H48ZM68 253V252H67ZM220 253V252H219ZM218 253V254H219ZM22 254V253H21ZM20 254V255H21ZM25 254V253H24ZM23 254V255H24ZM30 254H33V253H30ZM29 254V255H30ZM39 254H44V253H39ZM64 254V253H63ZM220 254H222V253H220ZM224 254H222V255H224ZM0 255H2V252H1V254ZM23 255H21V256H23ZM54 255V254H53ZM58 256H59V254H57ZM56 255V256H57ZM224 255V256H225ZM28 256V255H27ZM55 256V255H54ZM66 256V255H65ZM1 257V256H0ZM61 257V256H60ZM5 258V259H6ZM18 258V257H17ZM34 258V257H33ZM45 258V257H44ZM68 258V257H67ZM211 258V260H209ZM218 258V259H219ZM4 259V260H5ZM6 259V260H7ZM36 259V258H35ZM47 259V258H46ZM46 259H44V261L46 260ZM20 260V259H19ZM48 261V260H47ZM209 261H211V263L209 262ZM2 262H4V261H2ZM8 262H10L9 261V259L5 262V263H8ZM41 262H43V261H41ZM50 262H52V260H50ZM222 262V263H221ZM12 263V262H11ZM14 263V262H13ZM12 263V264H13ZM16 263V262H15ZM39 263V262H38ZM1 264V263H0ZM21 264V263H20ZM46 264V263H45ZM51 264V263H50Z\"/></svg>","mask_w":264,"mask_h":264},{"label":"rangeland","instance_id":"374dc122","mask_svg":"<svg viewBox=\"0 0 264 264\" xmlns=\"http://www.w3.org/2000/svg\"><path fill=\"white\" fill-rule=\"evenodd\" d=\"M100 20H102V21H100ZM103 20H104V19H98V20H92V21H89V22H90V23H91V22H92V23H95V22H96L95 25L99 26V29H101L102 27H103L102 29H104L105 27H104V24H103V23H106L107 21H106V22H103ZM94 21H95V22H94ZM104 21H105V20H104ZM169 21H170V20H169ZM172 21H175V20H172ZM89 22H88V23H89ZM102 22H103V23H102ZM123 22H124V21H123ZM123 22H122V24H123ZM156 22H157V21H155V24H158V23H160V22H161V24L163 23L161 26H164V25H167V24H168V22H167V24H166V23L164 24V22H166V21H164V22L160 21V22H158V23H156ZM187 22H188V21H187ZM190 22H191V21H189L188 23H186V21H181V25H183V24H184V25H185V24L188 25ZM61 23H63V22H61ZM64 23H65V22H64ZM66 23H67V22H66ZM66 23H65V24H66ZM76 23H77V22H76ZM85 23H86V22H85ZM98 23H99V24H98ZM116 23H117V22H115V24H116ZM124 23H125V22H124ZM126 23H127V22H126ZM141 23H143V21H142ZM144 23H145V21H144ZM146 23H147V22H146ZM148 23L150 24L151 22L148 21ZM169 23L171 24V22H169ZM176 23H177V22H176ZM68 24H69V23H68ZM101 24H103V25H101ZM107 24H108V22H107L105 25H107ZM118 24H119V22H118ZM118 24H117V25H118ZM170 24H168V25H170ZM190 24H191V23H190ZM100 25H101V26H100ZM123 25H124V24H123ZM125 25H126V24H125ZM129 25H130V24H129V22H128V26H129ZM131 25H132V24H131ZM159 25H160V24H159ZM175 25H176V26H175ZM177 25L180 26V21H178V24H174V23L172 22V27H178ZM119 27H120V25H119ZM166 27H169V26H166ZM172 27H170L171 29H170V28L168 29V32L171 31V30L173 29ZM164 28H165V27H164ZM115 29H116V27H115ZM138 29H140V28H138ZM141 29H143V28H141ZM141 29H140V30H141ZM176 29H178V28H175V30H176ZM180 29H182V28H180ZM180 29H179V30H180ZM104 30H105V29H104ZM113 30H114V28H113ZM113 30L111 31V33L113 32ZM118 30H119V28H118ZM118 30H116V33L119 32ZM124 30H126V29L124 28ZM143 30H144V29H143ZM143 30H142V31H143ZM166 30H167V29H166ZM179 30H177V31H178V33H179V35H180ZM98 31H99V30H98ZM98 31H97V32H98ZM117 31H118V32H117ZM120 31H123V29L121 28ZM127 31H129V32L127 33ZM130 31H131V32H130ZM177 31H176V32H175V31H172V32H174L175 35H176V34H177ZM97 32H96L95 34H96V35H99V33L97 34ZM102 32H103L104 34H105V33L108 34V33H110V32H104V31H101L100 34H101V37H102V36H105V37H103V38H105V40H106V37L108 38V36H109V37L111 38V40H112V43H113L114 39H115V38L117 39L118 35H120V37H122V39H124L123 37H125V38H126V37L128 38V36L131 37V34H130V33H133L134 31H132L131 29L126 30V32L124 31L126 34L123 33V36H121V34H119V33H120V32H119L118 35H114V36H116V37L113 36V33H112V34L110 33L108 36H106V34H105V35H102V34H103ZM135 32L138 33L139 30H138V31H135ZM163 32H166V33H167L166 35H167V37H168V32H167V31H163ZM163 32H162V33H163ZM172 32H170L169 34H172V36H173V33H172ZM181 32H182V33H181V36H179V39H178V37L176 38V37L174 36V37L176 38V40H177V39L179 40V41H178V44H177V41L174 40V39H175L174 37H173V39H172L171 37H168V38H170L169 41H168L169 44H164V43H162L161 41H163V40L165 41V40H167L168 38H167V39H166V38L164 39V38L161 36V38L159 39V38H158V37H159V36H158L159 33H156L157 36H155V33H152L153 35L151 34V35H152V36H151L152 38L155 37V39L158 38L157 40H161V41H160V42H161L160 44H163L164 46L166 45V49H165L164 47H162L163 45H161V47H159L160 45L158 46V45L156 44V43L159 44V42H157V40L154 39V40L156 41V43H155V41H153L152 39H150V35L147 34L146 31L143 32V33L141 32V33H138V34H137L138 36L141 37V36H144L145 33H146L147 36H149V40H151V41H149L148 38H147V40H146V37H144V38H145L144 41H146V45L149 44V42H152V41H153L152 43H155V44L157 45V48H158L159 50H160V48H162L161 50H163V49H164V50H167V47H168V46L170 47L171 45L174 46L173 44H176V46H174L173 49L168 48V50L170 49L171 52H168V51H165V52H164L165 54H166V52H167V53H170V54H167V55H169L168 57H167V55H165L164 57H162V59L164 58V60H160V59H159V61H161V62H160L161 64L158 65L159 62H156L157 65H158V66L155 65V66H157V67H155L156 69L153 68V70H151V68H152L151 66H149V67H151V68L147 67L148 69L151 70V72L148 73V74H146V75H143V73H146V72H145L144 68L141 67L140 65H145L144 67H146L148 64L153 63V62L151 61V59H150V63H148L149 61L147 62L148 64L146 63V61H145L146 64H143V61H141L142 64L139 62L140 59H142V56L144 55V53H142V51H140V52L142 53V56L140 55L141 53L139 54V52H138L139 49L142 50L141 48H139V47H140V43L137 42V43H139V47H135V46L132 44L136 49L138 48V50H135V51H137V52L133 51L135 48L132 47V45H130V46H131V49H132V54H131L130 47H129V49H127V50H129V51L127 52L126 49L124 50L122 44H121L122 47L119 48V46H120L119 44H120L121 42H120V41H119V42H116V40H115V42H116L117 44L114 42L113 44H116V46H114V47H117V45H118V47H117V49L119 48L118 50L123 49L122 51L120 50L121 53L124 52L125 54H128V53L130 52V55H131L132 58H133V54H134V53H135V54L138 53V54L140 55V56H137L138 54L136 55L137 57H140V59H138V60H137V59H134V60H137V61H138V62L136 61V63H138V64L140 63V65H138V64H137V65L140 66V69L143 68L141 71H144V72L142 73V76H139V74L141 75V71L139 70V67L137 66L138 68H137V67H136V68L138 69V71H140L139 74H138L137 69L135 70V67H134V64H135V63H134V64H133V67H134V68L131 69V71H132V70H135V71H134V72H129V73H130V74H134V73L136 72L135 74H136L137 77H136V79L132 80L131 82H134V81H135L136 84H137V83L140 84L141 82H139V81L144 80L145 83L142 82L143 85L141 84L143 87L140 86V87L143 88V89H141V88L139 87L138 90H139L140 93L144 94V97L146 98V99L144 98L145 101H147V99H149V98L152 99V100H150L151 102H150V101H147V102H150V103L146 105L147 102H145L144 99H143L144 102H142V104L139 105V106H142V105H143V107H145V108H142L143 110L141 109V107H140V109H141V110H140V109L138 108L139 106L137 107L138 110H130V108H131L130 105H129V107H128L129 109L126 107V108H127V112H126V111H125V112H126V113L130 112L131 114L135 115V116H136V120H135V121L139 123L138 125L133 126V127H131V128H130V127H129V128H124V129L121 128V129H122L121 131L119 130L120 128H118V127L115 126V127H113L111 130L108 129V130L101 131V132H98V133L94 134V136H101V135H105V136H106V135H107L106 137H107V138L109 137V138L111 139V144H110V147H111V161H112V165H111V167H109V168H103V169H99L97 166H95V169H92V168H90V167H86L85 170H84L83 168H81V169H80L81 172L78 171V172L72 173L73 176H74V179H75L76 181H78L77 183L80 184V185L83 183V180L86 181V176H88V175L91 174V173H92L91 175H93V174H95V172H96L95 175H93V176L89 175V176H88V178L90 177V181H96V180H97L96 178H98V177H101V178L104 177L105 175L103 176V173L106 174V176L108 175L107 173H111V174H109V176H111L112 174L115 176V177L113 178V177H112L113 175H112V176L110 177V178H112V179H110L109 176H108V177L105 176L104 181H103V178H102V179L99 178V179L102 181V183H104L105 180H107L108 182H109V180H111V181L114 180V181H113L114 183L112 182V184H111V182H109V183L107 182L108 184H111V185H108L109 188H110V186H111V188H112V186H114L115 188H117L118 185H120V183L117 182V187H116V185H115V183H116V182H115V180H116L115 178H116V177L119 178V181H120V178H123L124 181L121 179L122 182H123V183H122V182H121V183H122L123 185L121 184L120 186H122V187L124 188V185H125L126 188H129V189H127V190H130V192H131V195H130V196H133V198L131 199L132 202L136 200V201H135V204L137 203L136 206H135V208H137V209L143 211V213H145V214L147 213V208H145V205L148 204V203H147V200L150 199V198H149L150 195L154 193V196H155V193H157L156 196H158V195L160 194V192H158L157 190H152V189H156L155 187L152 188V189H151V188L146 189V188H148V186L151 187V185H152V186H155V184H156V179H153V178H152V176H153L155 173L157 174V172H159L158 174H160V173H162V174H167V170H168V172H170L171 175H173V177H172V176H169L168 178H165V177H167L168 175H170V174L168 173V175H166V176H165V175H162V176H164V177L162 178V177H159V176H161V174H160V175L158 176L160 181H158V178H157V176H156L157 181H158L157 183L159 184V186H158V184H157L156 187H158L160 190L162 189V191H164V189H167L166 186H168V185H172V186H173L172 183H175V184H176L177 182H179V181L181 180L180 183L177 184V186L179 185V186H178L179 192H178V191H175V190H177V188H176V189L174 188L175 190H174V189H171V191H170V195L168 194V196H169V197L171 196V192L175 193V194H172V196L170 197V198H171V201H174V199H172V197L175 198V199H178V197H181V200L178 202V204L181 203V206L183 205L184 208H186V204H187V203L189 204V202H191L192 200H193V202H195V198L193 197V194H195V195L198 194V195L201 197V198L197 197V198H196V202L193 203V204H197V203H199V202H201V201L204 202V200L207 201V200H209V199H210L209 202H213V203H216V202H219V203L221 202L222 204L230 203L229 199L232 200V198H234V197H231V198H229L228 200H226V198H228V197H226L225 195H228V194L223 195L225 192H224V193H223V192L221 193V191H220L219 193H221V195H219V193L217 192V191H218V188H220V187H225V184H226L225 181H228L227 179H229V177H227L228 175H227L226 177H224L227 173L230 174V175H231L232 173H233V174H234V173H237L236 175H235V174L233 175V178H231V177H232V175H231V177H230L231 180L229 179V181H231V183L233 182L231 185H230V182H229V181L227 182V183H229L228 185H230V187L232 186L231 189L233 188V186H234V188L237 187V188H236V191L239 192V190H240V191H242V193L244 192V194H247L246 192H248L249 190H250L251 192L254 191V192H252V194H253V195H255V194L257 195V194H258V197H259L260 195L262 196L261 193L264 194V177H263V176H264V155L261 154V152L264 154V146H263V144H264V141H263V140H264V129L261 127V125H260L261 123L258 124V125L260 126L261 129H260V128H257L258 125H256V129H259V130H260V131H259V130H258V131L256 130V132H257L258 134L255 132V130H252V131H251V132H254V134H253V133L250 134V130H249V129H247V130H249L248 132H247L246 129H245V130H246L245 133H244V131H243V134H244V135H245V134H250V135H251L250 137H252L253 139H255L256 136H257V138H258L259 133H261V131H262V129H263V133H261V135H260L261 137L259 136V138H261V143H259V142H260L259 139H258V140L255 139V141H252V143H250L251 141H249V140H250V139H249V138H250L249 135H245L246 137H249V138H245L246 140L243 139V135L240 133V132H242V130L239 129V133H240L241 135H240V134H239V135L237 134L238 136H241L242 139H241V137L239 138L238 136H235V134L230 135V134H231L230 132H229V134H228V133L226 134V131L224 130V127H225V126H222V128H221V126H219L220 128L215 126V127H216V129H215V127H214L213 125H210V123L213 124V123L211 122V121H213V120H210V118H212V117L207 118V119L210 120V122H208L210 126H208V125L206 126V124H205V123H206V120H203V119H201V118H197V114H199V112L195 115L196 118L199 119V120H202V122L205 121V123H204V122L202 123L201 121L197 120L196 118H195V120H193L194 118L190 119V117H192V116L194 115V113H195L194 111H193L194 113H192V111L189 112V114L192 113L193 115L190 116V117H188L189 115H187V113H185V114L187 115V116H186V115H183L184 112H181V111L179 112V110H177V109H175L176 111L173 110L174 108H172V107H174V106H173V105L171 106V103H169V104H170L169 106H171V108L169 107L170 109L166 106L167 104H165V103L162 102V104H163L164 106H166V107H163V109H162L161 106H163V105H160V107H161L162 110L157 111L156 113H153V114H152V113H145V112H142V111H144L145 109H148V108L152 107V105H153V108H155L154 106L157 107V106L160 104V103H159V102H161L160 99H162L163 97L161 96V94H160L161 97H160V96L158 97V95H156V94H159V93H160V92H159V91H160V87H161V89H162V87L166 86L167 83H170V81H171V79H172V77H171L170 75H171V72H172L173 70H174L175 74L173 73L172 76L174 75V78H176L175 75H176V73H179V70H181L180 68H181L182 66H183V68H185L186 65L188 66L189 64H191L190 66H192V67H190V68H192V70H194L193 67L196 66V65H199L200 62H210V61H213L212 59H214V58L216 57V56H214V55H216V53H213L214 50H216L214 47H213V49H212L211 47H205V48H206V51H205V48H204V50L202 49L203 52L201 51V48H199V49H200L199 51H198V49L195 50V54L193 53L194 51L191 52V53H192L191 55L188 53V54L190 55V56H188V57H190V58L195 57V58H193L194 60L191 59V62H192V61H194V62H193V63H191V62L189 63L190 58H188L189 60L186 59L185 61H187V62L185 63L184 59L187 57L188 54H186V53L183 52V50H184L183 48L187 47V43H186V42H188V40H189L188 38H189V37L191 38L192 36H190V35L187 33V32H190V31H185L184 29H182ZM78 33H79V32H78ZM80 33H81V32H80ZM80 33H79V34H80ZM86 33H87V32H84V34L81 33V36H82V37H85V36L87 35ZM93 33H94V32H93ZM93 33L91 32V35H92ZM114 33H115V32H114ZM116 33H115V34H116ZM121 33H122V32H121ZM149 33H150V32H149ZM192 33H193V32H192ZM95 34H94V35H95ZM133 34H134V33H133ZM133 34H132V37L134 36ZM164 34H165V33H163V36H166V35H164ZM187 34H188V35H187ZM190 34H191V32H190ZM193 34H194V33H193ZM193 34H191V35H193ZM76 35H77V34H76ZM83 35H84V36H83ZM96 35L94 36V39L89 38L88 35H87V38H89V41H90V40L93 41V44H92V45H95L94 42H98V39L96 38V37H97ZM135 35H136V33H135ZM161 35H162V34H161ZM177 35H178V34H177ZM177 35H176V36H177ZM81 36H80V38H82ZM89 36H90V33H89ZM92 36H93V35H92ZM112 36H113L114 39H112ZM182 36H184V37H182ZM198 36H200V35H198ZM78 37H79V36H78ZM101 37H100V39H102ZM120 37H119V38H120ZM134 37H135V36H134ZM136 37H137V36H136ZM186 37H187V39H186ZM193 37H194V36H193ZM193 37H192V38H193ZM80 38H79V40H80ZM85 38H86V37H85ZM85 38H83L82 40L84 41ZM87 38L85 39L86 41L88 40ZM137 38H138V37H137ZM142 38H143V37H142ZM142 38H139L138 40L143 41L144 38H143V39H142ZM162 38H163V40H162ZM184 38H185L186 40H185ZM192 38H191V41H189L190 43L193 42L192 40H194V39H192ZM194 38H195V37H194ZM108 39H109V38H108ZM108 39H107V40H108ZM120 39H121V38H120ZM122 39H121V40H122ZM135 39H136V38H135ZM198 39H199V37H198ZM198 39H196V40H198ZM82 40H80V41L82 42ZM94 40H96V41H94ZM105 40H104V41H105ZM107 40H106V44L109 42V41L107 42ZM109 40H110V39H109ZM124 40H125V39H124ZM124 40H123V42H126V41H124ZM128 40H129V39H128ZM128 40H127V41H128ZM132 40H134V38H132ZM170 40H173V41H172L173 44L170 42ZM183 40H185V41H184L185 44L183 43ZM100 41H101L102 44H104L103 46H104V49H105V48H106L105 42H104L103 40H100ZM100 41L98 42V44L100 43ZM129 41H130V40H129ZM129 41H128V42H129ZM147 41H148V43H147ZM164 41H163V42H164ZM77 42H78V41H77ZM84 42H85V41H84ZM84 42H82V43H84ZM87 42H88V41H87ZM90 42H91V41H90ZM130 42H131V41H130ZM135 42H136V41H135ZM189 42H188V43H189ZM79 43H80V42H79ZM88 43H89V42H88ZM137 43H135V44H137ZM165 43H166V42H165ZM170 43H171V45H170ZM182 43L185 45V47H184V45H183V48L181 47V46H182ZM190 43H189V44H190ZM80 44H81V43H80ZM109 44H110L111 46H108L109 49L106 48V51H107V50H110V47L113 46L111 43H109ZM124 44H126L124 47H125V48H128L127 46H128L129 44H128V43H123V45H124ZM127 44H128V45H127ZM155 44H152L153 47L156 46ZM189 44H188V45H189ZM78 45H79V44L76 43V48H75L76 50L78 49L79 52L82 50V49L80 50L79 48H83V50H85L84 47L81 46L82 44L79 45L80 47H77ZM85 45H86V44H84V46H85ZM92 45L87 44V46H90L91 49L93 48ZM96 45H97V44H96ZM96 45H95V47H94V48H96V49H97V48L99 49L100 46H102V45L100 44V46L97 45L98 47H96ZM144 45H145V42H144V44L141 45V47H143ZM149 45H151V44H149ZM149 45L147 46V48L149 47ZM192 45H193V43H192ZM190 46H191V45H190ZM71 47H72V46H71ZM90 47H89V48L87 47V48H88V49H86L87 52L90 50ZM153 47H151V48L149 47V48L152 50ZM180 47H181L183 50L181 51V49H180V51H181L182 53H181V55L179 56V57H180V58H179V57H176V56H177V54L180 53V52H179V48H180ZM72 48H74V45H73ZM72 48H71V49H72ZM102 48H103V47H102ZM112 48H113V47H112ZM112 48H111V51L114 49V48H113V49H112ZM133 48H134V49H133ZM144 48H146V46H145ZM147 48H146V49H147ZM157 48H154L153 50H157ZM188 48L190 49V47H187V49H188ZM69 49H70V48L66 49V51L64 50V55H68V54H66V53H67V50H69ZM98 49H97V51H99ZM100 49H101V48H100ZM117 49H114V50H117ZM146 49H143V51L146 50ZM187 49H186V50H187ZM207 49H208V50H207ZM76 50H74V51H76ZM83 50H82L80 53H82ZM94 50H95V49H94ZM94 50L92 49V51H94ZM101 50H103V49H101ZM101 50H100V51H101ZM148 50H149V49H148ZM148 50L145 51V56H146V54L148 53ZM161 50H160V51H161ZM164 50H163V51H164ZM170 50H169V51H170ZM100 51H99V52H100ZM106 51H105V52H106ZM111 51H110V53H109L108 51H107L108 53L106 52V53H107V56H109V54L111 55ZM149 51H150V50H149ZM163 51H161L160 54H159V52H157V51H156L157 53H155L154 51H153V52H154V54H156V55H160V56H161V55H164V53H162ZM177 51H178V52H177ZM188 51H189V50H188ZM190 51H192V50L190 49ZM211 51H212V54H210ZM217 51H218L219 53L222 52V51H219L218 49H217ZM217 51H216V52H217ZM71 52L73 53V49H72V51L70 50V53L68 52V53H69V55H68L69 57L72 56V55H73V58H75V57H77V56H80V55H78V54H75L77 51L74 52L75 55H74V54H71ZM84 52H85V51H84ZM84 52H83V53H84ZM87 52H86V53H87ZM90 52H91V50L88 52L90 56L88 55V53H87V54L85 53V54H83V56H82V55L80 56V57H86V58L92 59V61H91L92 63H91V67H90V68H92L93 65L96 67V66H98V65L101 64L100 62L103 63V62L105 61V59H104V61H103V59L100 60L101 57H100V58L97 57V56L99 55L98 53H96V54H98L97 56L94 54V55L98 58V59H97V58H95V57H92L93 55H91ZM95 52H96V50H95ZM102 52H104V51H101L100 53H102ZM133 52H134V53H133ZM208 52H210V53H208ZM218 52H217V53H218ZM80 53H79V54H80ZM91 53H93V52H91ZM106 53H105V54H106ZM149 53H150V52H149ZM149 53H148V55H152V54H153L152 52H151V54H149ZM161 53H162V54H161ZM183 53H184V54H183ZM206 53H208L207 56H205ZM222 53H223V54H220V55H226V54H227L226 50H223ZM225 53H226V54H225ZM70 54H71V55H70ZM118 54H119V53H118ZM125 54H122V55H125ZM154 54H153V55H154ZM193 54H194L195 56H194ZM209 54H210V55H213L214 58L211 56V57H210L211 60H210V61H208V60L206 61L205 58L209 59ZM100 55H102V54H100ZM100 55H99V56H100ZM148 55H147V56H148ZM153 55H152V56H153ZM192 55H193V56H192ZM68 56H67V58H68ZM103 56H104V53H103L102 57H103ZM112 56H113V55H112ZM119 56H120V55H119ZM145 56H144V58H145ZM147 56H146V57H147ZM181 56H182V57H181ZM191 56H192V57H191ZM218 56H219V54H218ZM105 57H106V56H105ZM109 57H111V56H109ZM109 57L106 58V61L109 59ZM113 57H114V56H113ZM113 57H112V60H114ZM121 57H123V56H120L119 58H121ZM124 57H125V56H124ZM124 57L122 58V60H123V59L125 60ZM150 57H151V56H149V58H150ZM154 57H155V56H154ZM154 57H152V59H153ZM156 57H159V56H156ZM156 57H155V58H156ZM174 57H176V58L179 59L180 61H181V60L184 61V63H185L186 65L184 66V64H182V63H183L182 61H181V62H182L181 65H180V62H178V61L176 60V58H175V61H177L178 64H179L181 67H180L178 64H176V62L171 61L172 59H174ZM183 57H185V58H183ZM128 58H130V57H128ZM128 58H127L126 61H124V63L126 62L125 64H127ZM132 58H131V61H132ZM135 58H136V57H135ZM147 58H148V57H147ZM196 58L199 59V60H200V58H201L202 60H200L199 63H197L196 61H198V60L195 61ZM203 58H204V59H203ZM110 59H111V58H110ZM145 59H146V58H145ZM156 59H157V58H156ZM215 59H216V58H215ZM99 60H100V62H98ZM134 60H133V61H134ZM153 60H154V59H153ZM157 60H158V59H157ZM157 60H156V61H157ZM203 60H205V61H203ZM217 60H218V59H217ZM93 61L96 62V65L93 64V63H94ZM131 61H130V62H131ZM133 61H132V63H133ZM215 61H216V60H215ZM108 62H109V63H111V62L114 63V61H108ZM120 62H123V61L119 60V62H118L116 65L118 66V64H120ZM130 62L128 63L129 65L131 64ZM154 62H155V60H154ZM216 62H217V61H216ZM106 63H107V62H106ZM106 63L104 62L103 64L106 65ZM113 63H112V64H113ZM124 63H123V65H124ZM171 63H172L173 66H174V65H175V66L177 65L176 68H174V67L171 65ZM187 63H189V64H187ZM194 63H195V65H194ZM211 63H212V62H211ZM213 63H215V62H213ZM92 64H93V65H92ZM112 64H108V65L111 66ZM121 64H122V63H121ZM121 64H120V65H121ZM128 64H127V66H129ZM153 64H155V63H153ZM169 64H170V66H169ZM203 64H205V63H203ZM208 64H209V63H208ZM208 64H207V65H208ZM105 65L103 66V65L101 64L100 66H101V68L103 67V72H104V75H103V76H105L104 78H107V79H105L106 81H105V80L103 81L102 79H100V80H98V83H100L99 81H101V80H102V84H103V82H104V83H105V82L108 83L107 80L110 79V78L106 77V76H108V72L110 73V71H107L108 68L105 70V68H106ZM108 65H107V66H108ZM120 65H119V66H120ZM150 65H152V64H150ZM212 65H213V64H211L210 66H212ZM216 65H217V64H215V66H216ZM100 66H99V67H100ZM110 66H109V67H110ZM119 66H118V68L121 70V71L119 72V75H120V73L123 72V71H122L123 68H120V67H123V66H122V65H121L120 67H119ZM199 66H200V65H199ZM203 66H204V65H203ZM203 66H202L201 68H203ZM210 66H209V67H210ZM95 67H94V68H95ZM99 67H98V68H99ZM114 67L117 68L116 66H114ZM124 67H125V66H124ZM129 67H130V66H129ZM131 67H132V66H131ZM131 67H130V68H131ZM167 67H168V68H167ZM55 68H56V69H55ZM57 68H58L57 66L54 67L53 69H51V68L49 69V67H48V69H49L50 71H52V70L55 71V70H56L55 72L52 71V72H53L52 76L55 75L56 73H58L59 76H58V74H56L57 78L62 77V80H64V82L67 84V83H68L67 81H68L69 79L66 80V78H68L69 75L67 74V72H63V73H64V74H63L61 70H60L61 73H59V68H58V69H57ZM94 68H93V71L96 70V69H94ZM98 68H97V69H98ZM112 68H113V66H112ZM112 68H109V69L111 70ZM115 68H114V69H115ZM118 68H117V69H118ZM166 68H167V69H166ZM177 68H178V72H176V71H177ZM183 68H182V69H183ZM187 68H189V66H188ZM194 68H195V70L197 69L196 67H194ZM199 68H200V67H199ZM218 68H219V67H218ZM218 68L216 67V69H217V71H215V72H217L216 75H215V72H214L213 75H215V76H219V75H221V74L218 75V72H219ZM41 69H42V68H41ZM99 69H100V68H99ZM114 69H113L112 71H113V73H114V75H115L119 70H117V72H115L116 70L114 71ZM125 69H126V70H124L123 73H125V71H127V69H129V68L125 67ZM145 69H146V68H145ZM148 69H146V70H148ZM207 69H208V68H205L204 71H205V72L207 73V75H208L209 72H210V71H208V70H210L211 68H209L208 70H207ZM212 69H215V68L212 67ZM219 69H220V68H219ZM38 70H39V68H38ZM49 70H48V71H44V73H46L45 76L43 75V73H42V74H41V73H38L37 75H38L39 77H38V78H35L33 82L30 81V82L32 83V84L29 85V89H30V91H29L28 87H26L27 84L25 85V83H24L25 86L22 85V87H24V89H25V92H24V89L22 88L23 91H22L21 95L23 94V95H22L23 98H25L26 96H28V97H32L31 99H34V98H35V101H33V102H37L36 104H34V103L32 104V103H31L32 105L30 104V105L27 106V107L30 106V109L26 107L27 110L22 111V112H21V110H20V112H19V108H18L17 103H16L14 100H10L11 98L14 99V93H13L14 90H13V87H10V85H6V86H5L6 88H5V87H4L5 84L0 83V89H1V90H0V99H1L0 101L3 100L2 103H3L4 106H5V112H6V113H5V117H6V118H4V121H5V119H7V120L10 122V123H9V126H8V127H9V130H8V131H9L10 135H9V136H6V137H1V138H0V149H2L0 152L3 154V151H7L6 153L3 154L4 156H6L7 153H10V152H13V151H19V150L22 151V149H24V148H23V143H22V141H21V136H19V135L21 134V132L19 131V130H20L19 127H22V126H23V128H24L25 130L30 131V132L26 133V135L30 136V137H28V138L30 139L31 146L33 145V147H38V148H40V147H43V148H45V147H50V149H53V148H55V146H56L57 144L60 145V144H62V143H65L67 146H71L72 143L75 142V141H78V139H79L80 137H82V138L87 137V136H81V135H79L78 133L73 132V133H64V134L62 133V136H59V139L57 138V139H58V143L56 142L57 139H51L50 137H49L47 140L44 139V140L46 141V143H45V141L43 140V137L45 138V135L49 134L50 132H53L54 129L51 130V128L48 127V126H50L49 124H47V125H44L45 123H44V124H41V123H43L44 121H46V119H47V116H45V120H40V119H42V118L44 117V115H45L44 113L41 112V113L43 114V117H42V114H41V113H40V114H36L35 116H33V114L35 113V112L33 113V111L37 110V107H38V106L42 108L41 104L43 105V104H44L43 102H45V104H46V103H48L52 98H54V97H51V96H50V97H51V99H50V97L47 96V97H48V98H47L48 101H47V100H45V101L42 100V103H39V102H38L39 100L43 99V97H42V96H38V94H42L43 91H44V92H45V91L48 92V91L50 90V92H49L50 94H49V95H51V93H52V92L54 93V91H55V90L57 89V87H58L57 84H58L59 81H57V82L55 83L56 85H54V86H55L54 88H56V89H55V90L53 89L54 91L51 90L52 88L50 89V87L53 86V85H52L53 83H52V79L49 80V79L52 77V76L50 77L51 72H50ZM101 70H102V69H101ZM101 70H100V71H101ZM104 70H105V71H104ZM150 70H149V71H150ZM163 70H164V71L166 70V71H165L166 75H165V78H164L160 83H159V82L155 83L154 81H151V80L148 81L149 78H150L151 76L156 75V73L159 74V73H160L161 71H163ZM40 71H41V70H40ZM89 71H90V69H89ZM91 71H92V70H91ZM96 71H97V72H96ZM96 71H94V74H95V72H96V74L100 72V71L98 72V70H96ZM106 71H107V72H106ZM149 71H147V72H149ZM197 71H198V70H197ZM197 71H196V73H197ZM201 71H202V70H201ZM220 71H221V70H220ZM48 72L50 73V74H48L49 76H47V73H48ZM87 72H88V71H87ZM127 72H128V71H127ZM193 72H194V71H193ZM198 72H199V71H198ZM205 72H204V73H205ZM221 72H222V71H221ZM123 73H122V74H123ZM199 73H200V72H199ZM204 73H203V74H204ZM206 73H205V74H206ZM219 73H220V72H219ZM60 74H61V75H64V76H65V79H63L64 76H61ZM83 74H84V73H83ZM86 74H87V73L85 72V75H86ZM88 74L91 75L90 72H89ZM88 74H87V76H88ZM96 74H95V75H96ZM130 74H126L125 76H128V75H130ZM197 74H198V73H197ZM211 74H212V73H211ZM211 74H209V76H210L209 79H210V78H211V79L214 78V77H212L213 75H211ZM224 74H226V73L223 72V75H224ZM100 75L102 76V74H100ZM111 75H112V72H111ZM111 75H110V76H111ZM116 75H118V74H116ZM119 75L116 76L117 78H114V79L119 80L118 77H119V78H122V77H120ZM200 75H201V73H200ZM200 75H197V79L200 77ZM223 75H221V76H223ZM83 76H84V75H83ZM87 76H85V78H84V77H82V75H81V76H79V77H74V78H75V79L77 78V79H79V80L81 81V83L86 84V85H84V87L86 86V88H87V87H89V86H92V85H93V82H94V83L97 82V79H96V78L94 79V78L92 77V76H94V75H91V77L89 78V79H90V83H88V86H87V81H88V79L86 78ZM112 76H113V75H112ZM112 76H111V77H112ZM169 76L171 77V79H170ZM194 76H195V75H194ZM201 76H202V75H201ZM204 76H205V75H203V77H204ZM224 76H227V78H228V75H227V74L224 75ZM224 76H223V77H224ZM45 77H46L47 79H45ZM96 77H98V76H96ZM123 77H124V76H123ZM195 77H196V76H195ZM203 77H201V79H202ZM223 77H222V78H223ZM39 78H40V80L44 81V82H42L43 84L51 82V83H49V84H47V85H45V86H42V85L40 84V86H41L42 88H40L39 90H40L42 93H40V91H38V90L35 91V89H37L38 87H40V86H39L40 81L38 82ZM91 78H93V79H91ZM100 78H101V77H100ZM102 78H103V77H102ZM174 78H173V79H174ZM204 78L206 79V77H204ZM217 78H218V77H216V80H218ZM220 78H221V77H220ZM225 78H226V77H225ZM72 79H73V78H72ZM72 79L70 78V80H72ZM75 79H73V80H75ZM77 79H76V80H77ZM86 79H87V80H86ZM98 79H99V78H98ZM124 79H125V77H124L122 80H124ZM167 79H169L170 81L168 80L169 82H167ZM205 79H204V80H205ZM209 79H208V80H209ZM211 79L209 80L210 82H211ZM47 80H48V81H47ZM56 80H60V79H56ZM65 80H66V81H65ZM79 80H78V82H79ZM122 80L120 79L121 82H122ZM165 80H166V81H165ZM110 81H112V80H109V84H111ZM114 81H115V80H114ZM120 81H117V83L120 82ZM172 81H173V80H172ZM209 81H207L208 84H209ZM222 81L225 82L224 79H223ZM222 81H220L221 83L218 82V83H220V87H222V86H221L222 84H224V86H225V85L228 83V80H227V82H225V83H223ZM30 82H28V83H30ZM60 82H61V81H60ZM60 82H59V88H61V89H57L58 92L60 91V93H67L66 90H68V89H70V88H69L68 86H67V87H68V88H67V87L65 86L66 84H65V85L63 84L64 82H63V83L61 82L62 84H61ZM75 82H77V81H74V83H75ZM91 82H92V84H91ZM121 82H120V83H121ZM165 82H167V83H165ZM35 83H38V84L36 85L37 87L32 88L31 85H34ZM106 83H105V84H106ZM211 83L216 84V83H214V82H211ZM211 83H210V84H211ZM68 84H70V83H68ZM68 84H67V85H68ZM77 84H78V83H77ZM77 84L75 85L76 87H78ZM79 84H80V82H79ZM83 84H80V85H83ZM89 84H90V85H89ZM96 84H97V83H96ZM100 84H101V83H100ZM105 84L103 85V87H102V86H101V87L99 86L98 88H102V89H103L104 86H105ZM109 84H107V85L109 86L108 88H109V90H110V89H112V88H110V85H109ZM131 84H132V83H130L129 86H131ZM136 84L134 85V83H133L132 85H134V90L138 93L137 88H138L139 85H138V84L136 85ZM171 84H172V83H171ZM210 84H209V85H210ZM62 85L65 86L66 89H64V88L62 87ZM71 85H73V84H71ZM107 85L105 86V89L107 88ZM113 85H114V82H113V84H111V86L113 87ZM155 85H156V86H155ZM205 85L207 86V84H205ZM211 85H212V84H211ZM211 85H210V87H211ZM216 85H217V84H216ZM216 85H213V87H214V86L216 87ZM7 86H8V87H7ZM27 86H28V85H27ZM34 86H35V85H34ZM56 86H57V87H56ZM95 86H97V85H95ZM151 86H152L153 89L150 88ZM157 86H158V87H157ZM170 86H171V85L168 84L169 90H170V88H172V87H170ZM224 86H223V87H224ZM9 87H10V88H9ZM43 87H45L46 90H43ZM47 87H48L49 89H48ZM73 87H74V86H73ZM76 87H74L73 90L71 89L72 92L74 91V89H76ZM79 87L82 88V89L84 88V87H81V86H79ZM131 87L133 88V86H131ZM131 87H129L128 89H127V87L124 88V89H123L124 91L122 90V91H123V93H122L123 95H122V94H121V95H122V96H125L124 93H125L127 90H128V93H127V94H131V93L133 94V93H135V91H133L132 89H131L132 91H130V88H131ZM145 87H146V88H145ZM218 87H219V86H218ZM218 87H216V88H214V89L216 90ZM225 87H226V86H225ZM86 88H85V89H86ZM89 88H90V87H89ZM92 88H94V87L92 86ZM92 88H91V90H92ZM95 88H97V87H95ZM95 88H94V89H95ZM98 88H97V89H98ZM156 88H157L158 90H157ZM208 88H209V87H208ZM211 88H212V87H211ZM10 89H11V90H10ZM26 89H27L29 92L27 91V93H26ZM47 89H48V90H47ZM63 89H64V90H63ZM77 89H79V88H77ZM82 89H79V91H81ZM85 89H84V90H85ZM102 89H100V90H102ZM105 89H103V90H105ZM140 89H141L142 91H141ZM146 89H147V90H146ZM164 89H165V87H164ZM214 89L212 88V89L210 90V91H211V92L209 93L210 95H211V93H214V92L212 91V90H214ZM220 89H223V88H220ZM225 89H228V88H225ZM6 90H7V92H6ZM33 90H34V91H33ZM71 90H68V91L70 92ZM87 90H88V88L86 89V91H87ZM107 90H108V89H107ZM144 90H146V91H144ZM152 90H154L153 92H155V95L157 96V97H156V96L154 97L156 100L153 98L154 95L152 96V94H153V92H151ZM223 90H224V89H223ZM223 90H220V91L223 92ZM8 91H10L9 93H13V95H12V94L8 95V94H9ZM61 91H63V92H61ZM64 91H65V92H64ZM89 91H90V90H89ZM129 91H130L131 93H129ZM147 91H148V92H147ZM161 91H162L161 93H163V92L166 93V91H168V90H161ZM216 91H217V90H216ZM216 91H215V92H216ZM228 91H229V89H228ZM228 91L226 90V92H228ZM14 92H15V91H14ZM69 92H68V93H69ZM76 92H78V91H74V93H76ZM156 92H157V93H156ZM217 92H218V91H217ZM222 92H221V93H222ZM226 92H223V93H225V95L227 96L229 93L226 94ZM28 93H29V94H28ZM35 93H38L37 96L40 97V99L37 98V97H35V96H36ZM70 93H71V92H70ZM149 93H150L151 95H150ZM165 93H163V94H165ZM218 93H219V92H218ZM218 93H214V94H217V96L214 95V94H212L211 97L214 95L215 97H217V100H219L218 98L221 99V97L224 98V97L221 96V95H220V97H219ZM25 94H26V96L24 97ZM27 94H28V95H27ZM116 94H118V93H116ZM119 94H120V93H119ZM148 94H149V96H148ZM30 95H32V96H30ZM53 95H54V94H53ZM146 95H147V96H146ZM222 95H223V94H222ZM225 95H224V96H225ZM5 96H6V97H5ZM8 96H9V98H10V97H11V98L9 99ZM12 96H13V97H12ZM22 96H20V97H21L22 100H24V99L22 98ZM150 96H151V97H150ZM163 96H165V95H163ZM214 96H213V97H214ZM3 97H5V98H3ZM28 97H27V98H28ZM148 97H149V98H148ZM213 97H212V98L209 97V98L212 99L213 101H215V100H214L215 97H214V99H213ZM227 97H228V96H227ZM27 98H26V99H27ZM158 98H159V99H158ZM228 98H229V97H228ZM228 98H226V99H228ZM247 98H248V97H247ZM7 99H8V100H7ZM37 99H38V101H37ZM244 99H245V98H244ZM5 100H6V101H5ZM153 100H155V101H154V103L152 104V101H153ZM157 100H158V101H157ZM163 100H165V99H163ZM25 101H26V100H25ZM29 101L32 102V101L30 100V98H29ZM221 101H222V99H221ZM224 101H225V100H224ZM224 101L222 102V103H223V107H224L223 109L226 111L227 106H226V108H225ZM249 101H250V100H249ZM166 102H167V100H166ZM217 102H219V101H217ZM241 102H246V101H243V100H242ZM9 103H10V104H9ZM11 103H12V104H11ZM158 103H159V104H158ZM38 104H39V105H38ZM263 104H264V103H262V105H263ZM13 105H14V107H13ZM36 105H38V106H36ZM244 105H245V106H244ZM33 106H34V108H33ZM237 106H239V104H238ZM248 106H249V103L246 102V103L243 104V106H241L240 109L245 108V107H248ZM15 107H17V108H16L17 110L15 109ZM39 107H38V108H39ZM235 107H236V105H235ZM235 107H234V108H235ZM31 108H32L33 110H32ZM165 108H166V109H165ZM167 108H168V109H167ZM261 108L264 109V105H263V107H261ZM159 109H160V108H159V106H158V110H159ZM235 109L237 110V108H235ZM11 110H13V111H11ZM224 110H223V112H222V111H221V112L224 113ZM53 111H56V110L53 109ZM261 111H262V110H261ZM23 112L25 113V116H26V117L23 115V114H24ZM141 112H142V113H141ZM165 112H166L167 114H166ZM196 112H197V111H196ZM217 112H218V111H217ZM221 112H219V113H221ZM228 112H229V111H228ZM228 112L226 111L225 114H227ZM263 112H264V110H263ZM15 113L18 114V115L16 116ZM20 113H23V114H20ZM31 113H32V114H31ZM143 113H144V114H143ZM141 114H142V115H141ZM225 114H222V115L224 116V118H225V116H230V115L232 116V115H234V113H232V112H230L228 115H225ZM21 115H22V116H21ZM28 115H29L30 118L28 117ZM30 115H32V116H30ZM38 115H39V116H38ZM40 115H41V116H40ZM201 115H203V114H201ZM205 115H206V114H205ZM220 115H221V114H220ZM220 115H219V116L217 115V116L220 117ZM18 116H19V117H18ZM36 116H37V117H36ZM198 116H200V114H199ZM209 116H210V115H209ZM209 116H208V117H209ZM32 117L35 118V119H34V120H35V124H34V120H31V121H33V122H32V125H31V124H30V122H31L30 119H31ZM200 117H201V116H200ZM205 117H206V116H205ZM25 118H28L29 121L27 122V119H25ZM33 118H32V119H33ZM38 118H39V119H38ZM186 118H187V119H186ZM203 118H204V117H203ZM221 118H222V117H221ZM21 119H22V120L24 119V120L21 121ZM43 119H44V118H43ZM174 119H175V120H174ZM147 120H155L158 124L161 125L162 129H161L159 132H156V131H155V132H154V131H151V132H150V131H148V129L145 128L144 125H143V123H144L145 121H147ZM209 120H207V121H209ZM18 121H19V123H18ZM36 121H37V122H36ZM39 121H40V122L42 121V122H41L40 124H37V123H39ZM158 121H159V122H158ZM260 121H261V119L255 121V124H257V122H260ZM16 122H17V123H16ZM20 122H21V123H20ZM24 122L26 123V125H25ZM136 122H135V123H136ZM176 122H178V123H180V124L177 123V124H178V125H177ZM199 122H200L201 124H200ZM132 123H133V122H132ZM168 123H169V124H168ZM172 123H173V124H172ZM187 123H188V124H187ZM253 123H254V122H252V125L255 126ZM263 123H264V120H263ZM17 124L19 125V127H18ZM28 124H29L30 126H29ZM33 124H34V127H33ZM36 124H37L38 127L36 126ZM202 124H204L206 127H205L204 125H202ZM16 125H17V126H16ZM21 125H22V126H21ZM127 125H128V124H127ZM163 125H164L165 127H164ZM172 125H173V126H172ZM184 125H185V126H184ZM262 125H263V124H262ZM15 126H16V127H15ZM40 126H41L42 129L39 131V129H40L39 127H40ZM42 126H44L45 129H47V128H48V129L45 130ZM45 126H47V127H45ZM169 126H170V127H169ZM187 126H188V128H187ZM193 126H194V127H193ZM212 126H213V127H212ZM250 126H251V125H250ZM28 127H29V128H28ZM35 127H37V128H36V131H35ZM207 127H208V128H207ZM210 127H212L214 130H213L212 128H210ZM251 127H252V126H251ZM15 128H16V129H15ZM33 128H34V129H33ZM49 128H50V129H49ZM197 128H198V129H197ZM202 128H203L204 130H203ZM218 128H219L220 130H218ZM252 128L254 129V127H252ZM29 129H31V130H29ZM200 129L203 130V131H201ZM16 130H17L20 134H19ZM32 130H34V131L32 132ZM37 130H38L39 132H38ZM205 130H206V131H205ZM210 130H211V131H210ZM27 131H26V132H27ZM118 131H119V132H118ZM161 131H162V132H161ZM192 131H193V132H192ZM207 131H208V132H207ZM222 131H223V132H222ZM224 131H225V132H224ZM37 132H38V133H37ZM45 132H47V133H45ZM108 132H109V133H108ZM134 132H135V133H134ZM137 132H139V133L150 132V133H147L148 135H144V136L141 135V134L138 135V136H140V137H137L138 139L136 140V142L132 143V144L130 145V147H133L134 144L137 143V142H138V143H141V141H143V143H145L146 147H144V148H139V152H136V150H131L130 152L128 151L127 153H129L130 155H133V158H144V159L141 160V161H139V162L137 163V166H136V167H131L130 164H132V163H130V162H127V163H126L127 165H125V166H116V164H115V162H114L113 160H114L115 157H116V154H117L116 152L118 151V148H120L121 146H120V145L118 146V144H115V140H118L119 138H122V136H119V135L122 134V135L124 136L123 139H122V142H125L126 140L128 141V140H130V138H131L132 136H134ZM165 132H166V133H165ZM168 132H169V133H168ZM171 132H173V133H171ZM188 132H189L190 134H189ZM217 132H219V133H217ZM221 132H222V133H221ZM30 133H32V134H30ZM34 133H35V134H36V133L39 134V136H41L42 138L39 137L38 135H33ZM41 133H42V134H41ZM153 133H154V134H153ZM155 133H156V135H155ZM187 133H188V134H187ZM208 133H209V134H208ZM215 133H216V134H215ZM223 133H224L225 135H224ZM234 133H235V132H234ZM236 133H238V131H237ZM255 133H256V134H255ZM14 134H16V135L14 136ZM44 134H45V135H44ZM131 134H132V135H131ZM152 134H153V136H152ZM157 134H158V135H157ZM213 134H214V135H213ZM31 135H33V136L31 137ZM67 135H68V136L71 135V136H72V139H71V141L66 140V142H65V139H64V141H63L62 138L67 137ZM167 135H169V136L166 137ZM186 135H187V136H190V137H187ZM210 135H211V136H210ZM34 136H35L36 138H35ZM37 136L39 137L40 140L38 139ZM78 136H80V137H78ZM92 136H93V135H92ZM154 136H156V137H154ZM158 136H159V137H158ZM161 136H162V137L164 136V139H165V138H169V139H170L171 137H173V138H174L173 140H175V143H174V144H171V143H169V141H167L168 143H166V142H164V140H163V138H162ZM174 136H175V137H174ZM183 136H184V137H183ZM192 136H193V137H192ZM209 136H210V137H209ZM19 137H20V140H19ZM77 137H78V138H77ZM178 137H179L182 141H181L180 139H178V142H177V139H176V138H178ZM234 137H235V138H234ZM75 138H77V139H75ZM145 138H146V140H145V142H144V139H145ZM152 138H153V139H156V138H157V139L162 138L163 143H162L161 139H160L161 143H160L159 141H157V139H156L157 143H154V142H156V141L153 140ZM183 138H184V139H183ZM195 138H197L198 140L195 139ZM252 138H251V140H253ZM11 139H13V140H11ZM17 139H18V140H17ZM32 139H33V140H32ZM185 139H187L188 141H185ZM190 139H191V140H190ZM223 139H224V140H223ZM240 139H241V140H240ZM247 139H249V140H247ZM5 140H6V142H5ZM37 140H38V141H37ZM42 140H43V141H42ZM53 140H55L56 143H55ZM72 140H74V141H72ZM150 140H151V141L153 140V142H151ZM165 140H166V139H165ZM173 140L171 139V142H173ZM179 140H180V141H179ZM192 140H193V142L195 143V144H194V143L192 142L193 145H195V146H197V147L199 146L198 148H201V149L203 150V152H202L201 154L197 155V156H195L193 153L190 154V152L185 151V150L182 148L184 145H190ZM206 140H207V141H206ZM243 140H244V141H243ZM47 141H48V142H47ZM149 141H150V142H149ZM189 141H190V142H189ZM195 141H196V142H195ZM204 141H205V142H204ZM212 141H213V142H212ZM230 141H231V142H230ZM234 141H235V142H234ZM238 141H239V143H238ZM248 141H249V142H248ZM256 141H257V143H255ZM258 141H259V142H258ZM15 142H16V143H15ZM71 142H72V143H71ZM80 142H81V141H80ZM186 142H187V143H186ZM197 142H198V143H197ZM214 142H215V143H214ZM233 142H234V143H233ZM240 142H241V143H240ZM253 142H254V143H253ZM3 143H4L5 145H4ZM21 143H22V144H21ZM40 143H41V144H40ZM50 143H51V144H50ZM176 143L180 144V145H178L180 148L176 146V145H177ZM188 143H189V144H188ZM196 143H197V144H196ZM200 143H201V144H200ZM211 143H213V144H211ZM216 143H217V144H216ZM35 144H36V145H35ZM175 144H176V145H175ZM192 144H191V145H192ZM207 144H208V145H207ZM221 145H222V147H220ZM29 146H30V145H29ZM149 146L153 148L151 151L148 149ZM206 147H207L208 149H207ZM218 147H219L220 149H219ZM249 147H252V149L249 148ZM18 148H19V149H18ZM28 148H29V147H28ZM122 148L125 149L124 146H123ZM170 148H171V149H170ZM209 148H210L211 150H210ZM248 148L251 149V150H248ZM253 148H254V150H253ZM14 149H16V150H14ZM173 149H175V150H173ZM176 149H177V150H176ZM178 149H179V150H178ZM215 149H216V150L218 149L220 153H218V150L216 151ZM222 149H223V151H222ZM53 150H55V149H53ZM252 150H253V151H252ZM172 151H173V152H172ZM1 153H0V156L2 155ZM146 153H147V155L144 156V154H146ZM259 153H260V154H259ZM148 154H149V155H148ZM170 154H171V155H170ZM182 154H183V155H182ZM206 154H207V155H206ZM215 154H216V155H215ZM217 154H218V155H217ZM113 155H114V156H113ZM175 155H176V156H175ZM200 155H201V156H200ZM202 155H204V156H202ZM208 155H210V156H208ZM219 155H220V156H219ZM223 155H224V156H223ZM228 155H229V156H228ZM257 155H259L260 157H259V156L257 157ZM123 156H124V155H123ZM143 156H144V157H143ZM167 156H168V157H167ZM170 156H171V157H170ZM206 156H207V157H206ZM210 157H211L212 159H211ZM215 157H216L217 159H216ZM220 157H221V158H220ZM226 157H227V158H226ZM236 157H237V158H236ZM238 157H239V158H238ZM253 157H254V158H253ZM112 158H113V159H112ZM156 158H157V160H156ZM176 158H177V159H176ZM205 158H206L207 160H206ZM231 158H232V159H231ZM242 158H243V159H242ZM150 159H151V160H150ZM154 159H155V160H154ZM166 159H167V160H166ZM178 159H179V160H178ZM185 159H186V160H185ZM190 159H191V161H190ZM198 159H199V160H198ZM218 159H219V160H218ZM222 159H223V160H222ZM253 159H254V160H253ZM260 159H261V160H260ZM205 160H206V161H205ZM215 160H216V161H215ZM220 160H222V163H221ZM228 160H229L230 162H229ZM200 161H204L203 164H202ZM211 161L213 162V163H211L212 165H207V164L205 165V163H208V162L210 163ZM218 161H219L220 164L218 163ZM243 161H244V162H243ZM184 162H185V164H184ZM196 163H198V164H196ZM248 163H250V164H248ZM257 163H258V164H257ZM183 164H184V165H183ZM199 164H200V165H199ZM201 164H202L203 166H202ZM217 164H218V165H217ZM243 164H244V165H243ZM149 165H150V166L152 165L151 168H149V167H150ZM198 165L201 166V168H200ZM235 165H236V166H235ZM242 165H243V166H242ZM249 165H251V166L249 167ZM258 165H259V166H258ZM210 166H211V167H210ZM212 166H213V168H212ZM222 166H223V167H222ZM241 166H242V167H241ZM247 166H248V167H247ZM256 166H257V167H256ZM262 166H263V167H262ZM146 167H147V168H146ZM152 167H153V168H152ZM156 167H157V168H156ZM260 167H261V168H260ZM87 168H88V169H87ZM144 168H145L146 170L148 169L147 171H149V172H146V170H145ZM158 168H159L160 171H159V170H156V169H158ZM208 168H209V169H208ZM210 168H211V170H210ZM221 168H223V169L226 168V169L223 170V169H221ZM262 168H263V170H262ZM82 169H83V170H82ZM134 169L137 170V171H139V173H138L139 175H140V174L142 175V177H140L141 175L139 176L141 179L138 178V174H135V173H137V171H136V172H133V171H135ZM139 169H140V170H139ZM141 169H142V170H141ZM177 169H178V171H177ZM180 169H181L182 172L179 171ZM220 169L223 170V171H225L224 173H223V171H221V173H223L224 176L221 175V173H220ZM93 170H94V171H93ZM126 170H127V172L131 175V177H129L130 175H129L128 173H126V174H127V177H126V183H125V179H124V176H125V175H124V174H125V171H126ZM152 170H153V171H156V172H154V173H150V172H153ZM187 170L190 171V172H188ZM236 170H237V171H236ZM239 170H240V171H239ZM261 170H262L263 172H262ZM82 171H83V173H82ZM98 171H99V172L102 171V172H101L102 174L99 173ZM117 171H118L119 173H118ZM121 171H122V175H124L123 177H122V175H120V172H121ZM123 171H124V174H123ZM140 171H141V172H140ZM142 171H143V174H142ZM144 171H145V174H144ZM161 171H162V172H161ZM164 171H165V172H164ZM175 171L177 172V174H179V175H178L179 177H177V178H175L176 176L174 177V175H177ZM197 171H198V172H197ZM260 171H261V172H260ZM106 172H107V173H106ZM132 172H133L134 175L132 174ZM163 172H164V173H163ZM187 172H188V175H187ZM193 172H194L195 175L193 174ZM240 172H241V173H240ZM84 173H85L86 176L83 175ZM86 173H87V174H86ZM117 173H118V174H117ZM148 173H150V175L152 174V176H151V177L148 176V175H149ZM173 173H174V174H173ZM180 173H181V174H180ZM189 173H192V174H189ZM219 173H220V174H219ZM72 174L70 173V174H68V175L66 174V175H61V176H56V177L51 176V177H46V178H40L41 180L39 179L40 182H42V184L44 185V187H46V188H45V192H47L48 194H50V195H47V197H48V196H50V197L52 196V198L47 199L48 201L45 202V207H44V208H45V211H46V209H47L46 206L48 207V205H49V200L53 199V198L55 197V195H56V198H57L58 196H60V195H61L62 198H63V201L59 200V198L62 199L61 197H58V198H57L58 200L55 199L56 202H55L54 200H51V201H54L55 203H57V201H58V202L60 201L61 203L63 202V204H64V203L66 204V202L68 201V202H67V205L69 204L68 206L70 207L71 210H72L73 208L77 210V206H78L79 208L82 207V204H81L80 202H78L80 199L75 201L74 199H71V198H73V196H72V197L69 196L70 193H71L72 195H75V194H76V192H72V191H71V190H72V186H75L76 183H75V184H74L73 182H72V183H69V182L65 183V181H67L68 178H70V180H69V179H68V180L71 181V179L73 178V177H71ZM80 174H81V176H82V175L85 176L84 179H83V178H82V179H79L78 177H76L77 175L79 176ZM98 174H99V176H98ZM146 174H148V175L146 176ZM158 174H157V175H158ZM198 174H199V175H198ZM216 174H217V175H216ZM218 174L221 175V176H219ZM251 174H252V175H251ZM75 175H76V176H75ZM116 175H117V176H116ZM135 175H136V177H137V180H139V184L142 183V186H144V187H142V188H144V190L141 189V192L138 191V190H136V188H135L136 186H135L134 184H135L136 182L138 183V181L136 180V177H135V180H136V181L133 180ZM182 175H183V176H182ZM185 175H186V176H185ZM193 175H194V177H193ZM67 176H68V177H67ZM69 176H70V177H69ZM81 176H79V177H81ZM94 176L96 177V178H94V179H96V180H94V179L92 178V177H94ZM97 176H98V177H97ZM132 176H133V177H132ZM144 176H146L147 178H143ZM180 176L183 177V178H181ZM190 176H191V177H190ZM197 176L201 177V179H200L199 177H197ZM209 176H210L211 178H210ZM222 176H223V177H222ZM52 177H53V178H52ZM128 177H129V178H128ZM170 177H171V178H170ZM213 177H215V179H214ZM218 177H220V178H218ZM237 177H238V178H237ZM62 178H63V179H62ZM88 178H87V179H88ZM91 178H92V179H91ZM106 178H108L109 180L106 179ZM132 178H133V179H132ZM151 178H152V179H151ZM154 178H155V177H154ZM161 178H162V182H163V184H164L165 187H166V188L164 187V189H163V186H164V185H163L162 183L160 184V182H161ZM164 178L167 179L168 181L165 180ZM184 178H185V179H184ZM189 178H190V179H189ZM193 178H194V181H193V182H194V187H195V188H193V184L191 185V183H193V182H191V181L193 180ZM196 178H197V180H199V179L202 180V179H203L202 181H200V184L204 181V179H205V181H204L201 185H197L199 181L195 182V181H196ZM221 178H223V179H221ZM252 178H253V179H252ZM60 179L62 180V182H61ZM65 179H66V180H65ZM99 179L97 180V182H98L97 184H98L99 189H100L101 192H102V194L100 193V196L102 197V195H103V198H105V199H102V202L105 201V202H104L105 204L103 203L104 206L106 205V208H107V205H108V207H109L108 210H109V209L112 207V205L110 206V204H113V203H114L113 205H116V204L119 205V203H121V202H119V203H116V201H115V202H114V201L111 202L112 199H111L110 197H108V196H110L109 193H107V194H108L107 199L110 198L111 200H110V202H107V203H106V193L104 192V191H105L104 189H106L107 186H106V187L104 186V187H105V188H104L103 185H107V183L105 182L106 184L101 185L102 183L100 184L101 181L99 182ZM128 179H131V181H132V180L135 181V183L132 182V183H134V184H132V183L130 182V180H128ZM146 179H148V180H147V181H149L148 183H147ZM171 179H172V180H171ZM173 179H175V180H173ZM191 179H192V180H191ZM207 179H208V180H207ZM217 179L220 181V183H217V181H218ZM225 179H226V180H225ZM34 180H35V181H34ZM34 180H33L34 182L39 181V180H37V179H34ZM75 180H74V181H75ZM81 180H82V183H80ZM88 180H89V179H88ZM88 180H87V181H88ZM117 180H118V179H117ZM117 180H116V181H117ZM141 180H142L143 182H142ZM150 180H151V182H152V180H154V181H155V184H154L153 182H152V183H153L154 185L151 184V183H150ZM163 180H165V182H164ZM177 180H178V181H177ZM183 180H184V181H183ZM212 180H213V181H212ZM214 180H215V181H214ZM224 180H225V181H224ZM33 181H32V183L34 184ZM63 181H64V182H63ZM72 181H73V179H72ZM87 181H86V182H87ZM128 181H129V182H128ZM144 181H146V182H144ZM169 181H170V182H169ZM171 181H173V182L171 183ZM175 181H176V182H175ZM188 181H189V183L191 182V183H190V187H192L193 189L189 188V184H188V186L186 185L187 187L184 185V188H183V189H186L187 191H188L189 189L193 190V192L191 191V193L189 192L190 190H189L188 192H187L186 190L181 191V190H182V187H183L182 185H183L184 183L186 184ZM221 181H223V182H221ZM88 182H89V181H88ZM127 182L129 183V186H130V187H128V185H126V184H128ZM167 182H168V183H171V184H168ZM181 182H182V184H181ZM205 182L207 183V185L205 184ZM213 182H214V183H213ZM238 182H239V184H238ZM252 182H253V183H252ZM24 183L27 184L26 182H24ZM52 183H54L55 185L58 184V185H56V186H59V184H60L59 187H60L61 189H59V188H58V189H57V188L55 189V185L52 184ZM64 183H65V184H74V185L71 186V188H70V186L66 185L67 188H69V189H67V190H69L70 193L67 192V190L65 191L66 186H65ZM84 183H85V182H84ZM130 183H131V184H130ZM195 183H196V184H195ZM216 183H217V186L214 185V184H216ZM251 183H252V184H251ZM260 183H261V184H260ZM17 184H18V183H17ZM19 184H21V183H19ZM22 184H23V183H22ZM28 184H31V181H30V182L28 181ZM51 184H52V185H51ZM63 184H64V185H63ZM99 184H100V185H99ZM139 184H136V185H139ZM144 184H146V185H144ZM147 184H149V185H147ZM150 184H151V185H150ZM203 184H205V185H203ZM212 184H213V185H212ZM218 184H219V185H218ZM220 184H221V185H220ZM223 184H224V185H223ZM249 184H250V185H249ZM160 185H161V186L163 185L162 188H160V187H161ZM196 185H197V188H196ZM228 185L226 184V187H227ZM239 185H240V187H239ZM8 186H9V185H8ZM76 186H77V185H76ZM78 186H79V185H78ZM82 186H83V185H82ZM120 186H119V189H121ZM180 186H181V189L179 188ZM200 186H201V187L203 186V188L205 187L206 190L209 189V192H208V194H207V200H206V198H205L207 192H202V193H201V192H200V191H201V190H200ZM209 186H210V187H209ZM211 186H212V187H211ZM3 187H4V186H3ZM3 187H0V197H2V195H1V188H3ZM49 187H50V188H49ZM100 187H101L102 189H101ZM137 187H138V186H137ZM169 187L172 188L171 186H168V188H169ZM174 187H175V186H174ZM213 187H216L217 190H215L216 188H213ZM261 187H262V188H261ZM77 188L80 189V186L77 187ZM107 188H108V187H107ZM140 188H141V187L139 186V190H140ZM158 188H157V189H158ZM170 188H169L168 190H170ZM187 188H189V189H187ZM205 188H204V189L201 188V189L204 190V191H206ZM212 188H213V189H212ZM228 188H229V187H228ZM238 188H239V189H238ZM240 188H241V189H240ZM243 188H244V189H243ZM81 189H83V188L81 187ZM117 189H118V188H117ZM133 189H134V190H133ZM226 189H227V188H226ZM237 189H238V190H237ZM242 189L245 190V191L248 190V189H249V190L245 192V191H243ZM83 190H84V189H83ZM100 190H99V191H100ZM150 190H151V192H150V195H149V197H148V192H147V191H150ZM194 190H196V191L199 190V193L196 194V191H194ZM211 190H212V191H211ZM229 190H230V188L228 189V191H229ZM60 191H61V193H60ZM73 191H75V188L73 189ZM107 191H108V190H106V192H107ZM123 191H124V190H123ZM132 191H133V193H134V191H135V193L133 194ZM136 191H137V192H140L141 194H139V193H138V194L141 195V196H143V195H144V192H145V195H146V196H144V197H146V199H147V197H148V199L146 200L145 198H143V199H145L146 201H145V200L142 201V199L139 198V197H141V196H139V195L136 193ZM142 191H144V192H142ZM152 191H153V192H152ZM154 191H155V192H154ZM156 191H157V192H156ZM213 191H214V192H213ZM224 191H227V190H224ZM228 191H227V193H228ZM231 191H232V190H230L229 192L231 193ZM236 191L233 190V194H230V196H233V195L235 196ZM53 192H54V193H53ZM108 192H109V191H108ZM126 192L129 193V191H126ZM176 192H177V194H176ZM180 192H183L182 194H183L184 196H183V195H182V196H179L178 193H180ZM184 192L187 193V194H186L187 196H185V193H184ZM216 192L218 193V195H217ZM238 192H237V195H236V196L239 197L241 192H239V193H238ZM251 192H249V194H251ZM68 193H69V194H68ZM128 193H127V194H128ZM142 193H143V194H142ZM162 193H163V192H162ZM164 193H165V191H164ZM166 193H167V191H166ZM166 193H165V194H166ZM188 193H189V194H188ZM210 193H212L213 196H211ZM214 193H215V194H214ZM52 194H55L54 197H53ZM63 194H65V198H64V195H63ZM71 194H70V195H71ZM200 194H201V195H200ZM202 194H204L205 197H204V196L202 197ZM77 195H78V194H76L75 197H76ZM136 195H138L139 197H137ZM173 195H174V196H173ZM180 195H181V193H180ZM190 195H191L194 199H193L192 197H191L192 200H191L190 198H187V197H190ZM209 195H210V196H209ZM128 196H129V194H128ZM130 196H129V197H130ZM152 196H153V195H152ZM162 196H164V195H161V196L159 195L158 197H162ZM175 196H177V197H175ZM223 196H225L226 198H225V197L223 198ZM78 197H79V195H78ZM80 197H81V196H80ZM195 197H196V196H195ZM213 197L215 198V201H216V202L213 201V200H214ZM263 197H264V196H263ZM8 198L11 199V201L9 200V201L11 202V204H13V205L15 204V206L11 205V206H12V207L10 208L11 212L14 211L15 209H16V210H15L14 212H12V213H11L12 215H11V214L9 213V212H10L9 209H6V210H5V211H9V212H5V211H4V208H1V209H0V217H1V214L3 213V214H2V217L0 218V227H1V228H0V243H1V244H0V251L2 252V255H0V256H1V257H0V263H1V264H12L13 262H14L13 264H20V263H21V264H45V263H46V264H50V263H51V264H57V262H55V263L53 262V259L57 260V259L60 258L61 260L63 259L64 261H66V260H69V259L71 258V254L74 253V252H72V251L75 250V248L72 247V246H74V244H75V245L78 244L77 239L81 236V235L79 234L81 231H78V232H77V231H74L73 235H70L72 232H70V229H69V230H66V229H67L66 226L70 227L69 225H67V224L70 223V224H71V228H73V224H72V223H75V224H76V221L78 222V220L80 221V219H82V218L84 219V217H83V216H80V215H79V218H80V217H82V218H80V219L78 218V219H77L78 215L76 214V212H77L78 210H77V211H73V210H72V213L74 212L73 214H74V216H76V217H72L73 214L71 215V217L69 216L70 219H71V218L73 219V222H71V221L68 222L69 219H66V218H65L66 221H65V219H64V220L62 219V221L60 222V219L58 218V216L56 215L57 218H55V214H54L53 211H52L53 209L55 210L54 207H53V209L51 208L52 210H50V213L48 212L49 210H47V212H48L49 214H51L50 216H53L58 222L61 223V224L59 223L60 226H61V227L59 226V227L61 228V229H59V230H61V231H59V234H58V235H59V238H57V237H56V239L54 238V239L56 240V242L54 241V239H53V241H54V242H53L52 239H50V238H48V236H46V234L42 235L40 232H38V235L41 234L43 237L41 238V235H40V238H39L38 236H36V235H37V231H36V232H35V230L32 231V229H34L35 227L33 228V225H31V224H30V225H31L32 227H30V226H29V223L27 224V222L29 221V220H28L29 218H27L28 215H27V217H25V218L27 219V222H26V219H25V218H22V216L24 217V216H26V215L24 214L23 211H21V208H20V206L18 205V204H19V201H18L17 199H13V197H11V198L8 197ZM126 198H127V197H126ZM126 198L124 199L125 202H126V200H128V202H129L130 200H129V199H126ZM130 198H131V197H130ZM141 198H142V197H141ZM162 198H163L164 201H165V199L167 198V196H165V198H164V197H162ZM184 198H185L187 201H186ZM211 198H212L213 200H212ZM261 198H262V197H261ZM64 199H65V202H64ZM66 199H68V200L66 201ZM75 199H76V198H75ZM77 199H78V198H77ZM100 199H101V198H100ZM198 199H200V201H199ZM262 199H263V198H262ZM0 200H1V201H0V207L2 206L1 204L4 205V203L6 202L5 205H7V203L9 202L8 199H7V197H6L5 199H4V197H3V198H0ZM13 200H14V201H13ZM15 200H17V201H15ZM40 200H41V199H40ZM71 200H72V202H71V205H70V202H69V201H71ZM103 200H104V201H103ZM124 200H123V201H124ZM150 200H151V199H150ZM168 200H169L168 203H170V204H169L170 207H171L172 204L175 205V204L177 203V202H176V203H175V202L172 203V202H170V199H168ZM182 200H183V201H182ZM197 200H198V201H197ZM218 200H219V201H218ZM51 201H50V204H51V205H49L50 207H52V205H54V202L52 203ZM82 201H83V200H82ZM108 201H109V200H108ZM117 201H118V200H117ZM139 201H141V202H140L141 204H142V203H145V204H144V205H143V204H142V205L140 204V205H141V206H140V205H138V202H139ZM177 201H178V200H177ZM181 201H182V202H181ZM184 201H186V202H184ZM225 201H226V202H225ZM232 201H233V202H234V201H237V202L239 203V202H240V199H238V198L236 197V199H234V200H232ZM12 202H13V203H12ZM14 202H16V203H18V204L14 203ZM74 202H78V203H80L81 206H79L80 204H78V205L76 204V205H77V206H76ZM102 202H101V203H102ZM202 202H201V203H202ZM224 202H225V203H224ZM72 203H73V204H72ZM83 203H84V202H83ZM115 203H116V204H115ZM126 203H127V202H126ZM130 203H131V202H130ZM171 203H172V204H171ZM183 203H184V204H183ZM207 203H208V202H206L205 204L203 203L202 205L204 206V205H206ZM213 203H211V204L214 205ZM221 203H220L219 205H216V204H215V205H214L215 208H214V206H213L212 209H213V210H215V209H216V210H219V209L222 207V204H221ZM46 204H47V205H46ZM65 204H64V205H65ZM103 204H102V205H103ZM121 204H122V203H121ZM124 204H125V203H124ZM211 204H208V205H211ZM217 204H218V203H217ZM5 205H4V206H5ZM67 205H65V208L67 207ZM72 205H73V206H72ZM117 205H116V207H117ZM208 205L205 206V207L207 208ZM16 206H17V207H16ZM57 206H59V205L57 204ZM57 206H55L56 209H57V211H56V210H55V211H56V212H59V211L61 212V210L58 211V209H60V208H57ZM75 206H76V208H75ZM127 206H128V203H127V205L125 206V208H124V205H123V209H126ZM130 206H133V205H130V204H129L128 207L131 208ZM142 206H144V207H142ZM177 206H178V205H177ZM181 206L179 205L180 209H179V207H177L179 210L174 209L175 212H176V211H177V212L179 211V212H178V215H179V216L177 215V212H176V214H175L174 210L171 208V209L173 210V211H172V210L169 208V209L171 210V214L174 212V213H173L174 215H172V219H170V218H171V217H170L171 214H169L170 211H167V210H169V209L166 210L167 212H169L168 215H170V216L167 215V218H168V219H166V217H165L166 215L164 216L165 219L162 218V217H163L162 215H164V214H160V215L162 216V217L160 216L161 219L158 218L159 215L157 216V214H154V217H155V215H156V218H157L156 220H159V219H160V221L163 219V220H164V223H165L166 221H167L166 223H168V221H169V222H170V221H174V220L177 218V216H178L179 219H181V218L183 217V219L186 221V219H185V214L187 215L188 213H184V210H183V215H181V214H182V212H181L182 210H181V209H184L183 207L181 208ZM189 206L191 207V204L187 205V207H189ZM14 207H16V208H14ZM50 207H49V208H50ZM60 207H61V204H60ZM62 207H63V209L65 210V208H64L63 205H62ZM71 207H72V208H71ZM114 207H115V206H114ZM116 207H115V208H116ZM119 207L121 208L122 205H121V206H118V208H117L116 211H118ZM128 207H127V208H128ZM173 207H174V206H173ZM196 207H197V208H196ZM205 207H203V209H202V212L205 213V215H206V212H208V215H209V216H211V215L215 216L216 213H215V211H214V212L211 211V207H210V206H209L210 209L207 208V210L205 209ZM67 208H68V207H67ZM112 208H113V207H112ZM112 208H111V209H112ZM129 208H128V210H129L130 212H134V213H135L136 211H139V210H134L133 208H132V209H133V211H132V209L130 210ZM142 208H145V209L142 210ZM175 208H176V205H175ZM192 208H193V209L195 208L194 210H197V212H198V211L201 210L202 206H199V205L195 206V205H194V206H192ZM18 209H19L21 212H23V213H21L20 211H18ZM68 209H69V208H68ZM82 209H84V208H82ZM123 209H122V210H123ZM188 209H189V208H188ZM193 209H192L191 211H193ZM199 209H200V210H199ZM222 209H223V208H222ZM222 209H220V210H222ZM27 210H28V211H27ZM27 210H26V211L29 212L31 209L29 210V208H27ZM113 210H115V209H113ZM113 210H111V211L109 210V211L112 212ZM126 210H127V209H126ZM180 210H181V211H180ZM257 210H258V209L254 210V211H257ZM260 210H262V211H260ZM260 210H258V211H259V216L261 217L262 214L264 215V208H263V209L260 208ZM2 211H3V212H2ZM16 211H18V213H19V212H20V213L18 214V213H16ZM31 211H32V210H31ZM31 211H30V212H31ZM79 211H81V209H80ZM116 211H113V212H116ZM124 211H125V210H124ZM129 211H128V212H129ZM141 211H140V213H141ZM186 211H187V209H186ZM186 211H185V212H186ZM188 211H190V210H188ZM188 211H187V212H188ZM258 211H257V212H258ZM56 212H55V213H56ZM62 212H63V210H62ZM67 212H68V210L66 209V213H67ZM69 212H70V210H69ZM69 212H68V213H69ZM113 212H112V213H113ZM120 212L122 213L123 211L120 210ZM120 212H118V213H120ZM130 212H129V213H130ZM197 212H196V213H197ZM202 212H199L200 214L198 213V214H196V215H194V216L197 217V215H198V216L200 217V219H201V216H202V215L204 216V214H203ZM216 212H217V214H220L222 211H216ZM218 212H219V213H218ZM260 212H261V213H260ZM262 212H263V213H262ZM14 213H15V214H14ZM31 213H33V212H31ZM31 213H30V214H31ZM78 213H80V212H78ZM83 213H84V211L82 210V213H81V214L83 215ZM123 213L125 214L126 212H123ZM134 213H133V214L131 213V215H134ZM140 213H137L138 216H139ZM191 213H192V212H191ZM193 213H194V212H193ZM193 213H192L191 216H193ZM6 214H7V215H6ZM23 214H24V215H23ZM33 214H34V213H33ZM62 214H63V213H62ZM62 214H61V215H62ZM64 214H65V212H64ZM64 214L62 215V217L65 216V215H67V214H65V215H64ZM70 214H71V213H69L68 215H70ZM75 214H76V215H75ZM221 214H222V215H220V217L217 215L219 219H221V216L226 217V216H225L226 213H224V215H223V213H221ZM256 214H257V213H256ZM5 215H6V216H5ZM10 215H11V216H10ZM13 215H14V216H13ZM21 215H22V216H21ZM175 215H177V216H175ZM208 215H207L206 219L209 217ZM263 215H262V217H263V219H264V216H263ZM35 216H36V215H35ZM147 216H148V215H147ZM152 216H153V215H152ZM152 216H151V217H152ZM180 216H181V217H180ZM187 216H189V220H192L193 222H194L195 220L199 221V220H198L197 218H195V217H193L194 219H193V218L191 219L190 214H188ZM203 216H202V219H201L200 221H201L202 223H205V224H204L205 226L202 225V227L204 226V229H205V227H207L208 230H209V229H210V228H209L210 225H209V227H208V225L206 226V223H207V222H206V219L204 218L205 216H204V217H203ZM230 216H232V215H228V217H230ZM234 216H235V215H233V217H234ZM255 216L257 217V215H255ZM255 216H253V218H254ZM4 217H5V218H4ZM32 217H34V216H32ZM36 217H37V216H36ZM62 217H61V218H62ZM66 217H67V216H66ZM149 217H150V215H149ZM149 217H148V218H149ZM169 217H170V218H169ZM236 217H237L238 219H237V218L235 219V217H234V221H237L238 223H235V222H234V223H235V225L237 224L236 226L240 228V229H239V230H240V231H239V234H240L241 236H243L244 239L246 240V243L249 244V242H252L253 240L250 241V240L248 239V238L251 239V237L248 236L249 234H248V235L246 234V233H247V229L245 230V231H246V232H245L246 235L244 234V224H243V223H244V221H245L246 219L243 221L239 216H236ZM74 218L77 219V220H75ZM85 218H86V216H85ZM88 218H89V220H90V217H88ZM88 218H86V220H88ZM126 218H127V217H126ZM216 218H217V217H216ZM216 218H213V217L211 216V217L208 219V220H213V221H212L213 223L211 222V223L213 224L211 228L213 229L212 232H213L214 237H213V235H212L211 240L213 239V242L215 241V244H214L212 241H210V239L208 238V239L205 241L206 243L204 244V245H206V249H205V251L207 250V248H208V251H209L210 249H213L212 251H211V250H210V251H211V253H212V252H215V254H214V253L211 254V253L208 252V251H206V253L208 252L209 254H211L210 257H211V256L213 257V258H212V257H211V258H212V260H214V261H213L214 264H219V262H220V258L223 259V260L228 261V263H229V262H230V261H229L230 259H227V257L229 258V256L226 257L227 253H226V255H225V254H224L225 252L222 251V248H223V249H226V247H227V244H225V243L228 242V241L226 240V242H225V238H224L225 235H226V233L224 234V230H222V231H223V236H224L223 238H222V233H221L220 235L218 234V232L221 231L219 228H223L224 226L222 227V225H223L224 223H220V221H219L218 218H217L218 220L216 221ZM226 218H227V217H226ZM226 218H225V219H226ZM230 218H231V217H230ZM230 218H228V219H230ZM239 218H240V219H239ZM258 218H259V217H258ZM1 219H2L3 221H2ZM83 219H82V220H83ZM144 219H145V218H143V220H142V219H141V220L139 219L140 221L137 220V221H136V226L139 225L141 222L143 223ZM150 219L153 221L155 218H154V219L150 218ZM173 219H174V220H173ZM255 219H256V218H254V221H255ZM260 219H261V218H260ZM24 220H25V221H24ZM67 220H68V221H67ZM74 220H75V221H74ZM82 220H81V222H82ZM86 220L84 219V221H85V222H83L84 224L87 222ZM156 220H155V221H156ZM163 220H162V221H163ZM181 220H182V219H181ZM202 220H205V221H202ZM239 220H240V221H239ZM256 220H259V219H256ZM23 221H24V222H23ZM63 221H64V223H62ZM162 221H161V222H162ZM185 221H181V222H183L184 224H186L187 221H188V219H187L186 223H185ZM218 221H219V224H220V225H218ZM226 221H227V220H225V222H226ZM231 221H232V220H231ZM251 221H252V220H251ZM262 221H263V220H262ZM262 221H261V223H264V222H262ZM14 222H15V223H14ZM25 222H26V225L24 224ZM31 222H32V220H30V223H31ZM66 222H67V223H66ZM89 222H90V221H89ZM89 222H87V223H89ZM195 222H196V221H195ZM221 222H224L223 219H222ZM241 222H242V223H241ZM183 223H181V225L179 224L180 226L178 225V228H180V231H183V228L181 227V226L184 225ZM215 223H217V225H216ZM228 223H229V222L225 223L227 227H228V225H230V226L233 225L232 223H231V224H228ZM245 223H246V222H245ZM255 223H257V222H255ZM259 223H260V220H259ZM259 223H258V224H259ZM261 223H260V225H262ZM21 224H22V225H21ZM62 224H64L63 228L65 229V232H64V229L62 228ZM75 224H74V226H75L76 228H75V227H74V228H75L76 230L79 229V228H78L79 226H80V228H81V226H82L79 222L77 223V226H76ZM198 224H199V226H200V222H199V223H196V226H197ZM207 224H208V223H207ZM209 224H210V223H209ZM239 224H241L242 227H240ZM242 224H243V225H242ZM252 224H253V222H252ZM258 224H257V225H256V224L253 225V227H256V226H257V227L259 228V225H258ZM19 225H20V226H19ZM27 225H28L29 227H28ZM78 225H79V226H78ZM140 225H142V224H140ZM140 225H139V226H140ZM172 225H173V224H172ZM235 225H233V227H234ZM185 226H186V225H185ZM214 226H215V227H214ZM217 226H219V228H218ZM220 226H221V227H220ZM245 226H247V225H245ZM263 226H264V224H263ZM263 226H261V228H260L262 232L264 231V230H262V227H263ZM26 227H28V228H26ZM82 227H83V226H82ZM183 227H184V226H183ZM202 227L200 226V227H198V228H199V229L201 228L200 230H202ZM213 227H214V228H213ZM227 227H226V228H227ZM30 228H32V229H30ZM77 228H78V229H77ZM207 228H206V230H204V232L208 231ZM226 228H224V229L226 230ZM229 228H230V227H229ZM235 228H236V227H234V229H235ZM258 228H256L257 230H256V229H254V230H255V231H258L257 234L259 233L258 235H260V238H261V237H262V234L260 233L261 231H260V229L258 230ZM23 229H24V230L28 229V230H27L28 233H29V229H30L33 233H29L30 235L27 233L28 238H30L31 236H34V237L36 236V237H37V238H36L37 240H35V238L32 237L36 242L33 241L32 238H30V239H27V238H26V239H25V240H26V243H25V242H21V240H22V239H21V235H22V233H25V231H22ZM217 229H218V231H217ZM263 229H264V228H263ZM16 230H17V231H16ZM73 230H74V229H71V231H73ZM79 230H80V229H79ZM210 230H211V229H210ZM219 230H220V231H219ZM228 230H229V229H228ZM68 231H69L70 234L67 233ZM216 231H217V232H216ZM222 231H221V232H222ZM236 231H237V230H236ZM236 231H235V232H236ZM13 232H15V233H13ZM17 232H18V233H17ZM20 232H21V233H20ZM34 232H35V233H34ZM60 232H61V233H60ZM62 232H63V233H62ZM202 232H203V231H202ZM225 232H228V234H229V231H225ZM12 233H13V234H12ZM39 233H40V234H39ZM65 233H66V234H65ZM216 233H217V235H216ZM237 233H238V232H237ZM263 233H264V232H263ZM5 234H6L7 236H6ZM14 234H15V236H14ZM61 234H63V236H64L63 239L61 238V237H62ZM183 234H184V232L182 233V236H183ZM230 234H231V233H230ZM239 234H236V235H239ZM4 235H5V236H4ZM16 235H17V237L20 239V241L17 240V241H14V242H16V243H20V242H21L20 244H21V245L23 244L22 247H19V248H18L17 245L15 246V245L13 244L14 242H12V243L10 242V241H12V240H11V239L9 240V237H10V238H11V237L14 238V237H16ZM27 235H25V236L27 237ZM69 235H70V236H69ZM74 235H78V236H79V237L76 236L77 238L75 237V241H76V242L74 241V239H72V238L74 237ZM215 235H216V237L218 236L217 239H220V240H218V243H219V244L216 242L217 240H216ZM240 235H239V236H240ZM258 235H257V236H258ZM13 236H14V237H13ZM44 236H45V239H44ZM65 236H66V239H65ZM71 236H72V237H71ZM219 236H220L221 238H220ZM226 236H227L226 239H228V235H226ZM234 236H235V235H234ZM234 236H233V237H234ZM239 236H238V237H239ZM241 236H240V237H241ZM246 236H248V237H246ZM7 237H8V239H7ZM258 237H259V236H258ZM263 237H264V234H263ZM246 238H247V239H246ZM43 239H44V240H43ZM69 239H71V241H69ZM239 239H240V238H239ZM263 239H264V238H263ZM7 240H8V241H7ZM28 240H32V242L30 243V242H28ZM40 240H41V242H39ZM60 240H61V241H60ZM65 240H66L67 242H66ZM208 240H209L210 242H209ZM241 240H242V238H241ZM245 240H244V241H245ZM44 241H45V242H44ZM48 241H49V242H48ZM50 241H52V242H50ZM64 241H65L66 243H68L69 246H68V245H63V244L65 243ZM72 241L74 242V244H72V243H73ZM221 241H224V242H221ZM9 242H10L11 244H10ZM38 242H39V243H38ZM58 242H60V245H61V247H63V248L60 247V245H59ZM62 242H64V243H62ZM69 242H70V243L72 242V243H71L72 246L69 244ZM207 242H208V244H207ZM211 242H212V243H211ZM220 242H221L222 247H220ZM240 242H243V240L240 241ZM263 242H264V241H263ZM2 243H3V244H2ZM37 243H38V244H37ZM52 243H53L54 245H53ZM55 243H56V245H55ZM76 243H77V244H76ZM210 243H211V244H210ZM216 243H217V244H216ZM30 244H31V245H30ZM47 244H49V245H47ZM57 244H58V246H57ZM175 244H176V243H174V248L176 247ZM209 244H210V245H209ZM224 244H225V245H224ZM248 244H247V245H248ZM3 245H4V246H3ZM34 245H36V247H35ZM37 245H38V246H37ZM44 245H45V246H44ZM50 245H51L52 248H55V247L57 246L55 249L51 250L52 252L56 251L55 253H51V258H49V256H50V251L48 250V248H51ZM208 245H209V246H212L213 248H212V247H211V248L208 247ZM213 245H214V246H213ZM250 245H251V244H250ZM2 246H3V247H2ZM8 246H9V247H8ZM13 246H14L16 249H18V252H20V250H21V252H20V254L22 253L21 255H23L24 253H25V254H24L23 256H21V255L19 254V255L17 256L18 258L15 256V258H16L15 261L12 259V258H13L12 256H14V255H8V256H9L8 259H9L10 262L5 263L8 259H7L6 257H5V258H6L7 260H6L5 258H4L5 260L3 259V255H6V254L3 253V252H5V250H6L7 252L15 251V248H14ZM24 246H27V247L29 246V247L27 248V247H24ZM30 246H31V247H30ZM42 246H44V247H42ZM54 246H55V247H54ZM217 246H218V247H217ZM225 246H226V247H225ZM11 247H13V248H11ZM34 247H35V249H34ZM67 247H68V249L71 250L70 253H69L70 250H67ZM71 247H72V248H71ZM216 247H217V248H216ZM29 248H30V249H29ZM42 248H43V249H42ZM2 249H3V251H2ZM23 249H24V250H23ZM32 249H33V251H32ZM62 249H64V250H63L64 252L62 251ZM215 249H216V250H215ZM219 249H220L221 251H220ZM37 250H38V251H37ZM46 250H47L49 253L46 252ZM58 250H59V251H58ZM65 250H67L68 253H67ZM227 250H228V249H227ZM22 251H23V252H22ZM224 251H225V250H224ZM1 252H0V254H1ZM219 252L222 253V254H224L225 256L222 255V254H220ZM30 253H33V254H30ZM39 253H44V254H39ZM46 253H48V257H47V255H46ZM63 253H64V254H63ZM218 253H219V254H218ZM11 254H12V253H11ZM29 254H30V255H29ZM53 254H54L55 256H54ZM57 254H59V256H58ZM27 255H28V256H27ZM56 255H57V256H56ZM65 255H66V256H65ZM60 256H61V257H60ZM10 257H12V258H10ZM33 257H34V258H33ZM44 257H45V258H44ZM67 257H68V258H67ZM219 257H220V258H219ZM35 258H36V259H35ZM46 258H47V259H46ZM211 258H210L209 260H211ZM218 258H219V259H218ZM19 259H20V260H19ZM44 259H46V260L44 261ZM60 259H59V260H60ZM47 260H48V261H47ZM50 260H52V262H50ZM2 261H4V262H2ZM41 261H43V262H41ZM226 261H222V262H224V264H228V263H226ZM11 262H12V263H11ZM15 262H16V263H15ZM38 262H39V263H38ZM209 262L211 263V261H209ZM222 262H221V263H222Z\"/></svg>","mask_w":264,"mask_h":264},{"label":"crops","instance_id":"0c3cea01","mask_svg":"<svg viewBox=\"0 0 264 264\" xmlns=\"http://www.w3.org/2000/svg\"><path fill=\"white\" fill-rule=\"evenodd\" d=\"M4 118H5V106L0 101V124L4 121ZM138 124H139L138 122L129 123L128 125L123 126L122 128L123 129L129 128V127L131 128V127L136 126ZM143 125L150 132L151 131L159 132L162 129L161 125L158 124L155 120H147L143 123ZM119 130L121 131L122 129L120 128ZM150 132H146V133L137 132L134 136H132L130 138V140H128V141L126 140L125 142H122V139L124 136L122 134L119 135V136H122V138L115 140V144H118V146L120 145L121 147L118 148V151L116 152L117 153L116 157L113 160L115 162L116 166H125V165H127L126 164L127 162H130V163H132V164H130L131 167H136L137 163L139 161L143 160L144 158H133V155H130L127 152L128 151L130 152L131 150H136V152H139V148L146 147L145 144H142L143 141H141V143H135L133 147H130V145L132 143L136 142V140L138 139L137 138L138 135H140V134L141 135H148L147 133H150ZM89 144L92 145V146H90L92 148L89 147ZM110 144H111V139L109 137L107 138L105 135H102L101 137L93 135V136L84 137L82 140L78 139V141L73 142L71 146H67V145H65V143L58 145V147L56 145L55 148H53L55 150L50 149V147L38 148V147L30 146L28 149H24L26 151H24V150L13 151V152L7 153L6 156H4L3 154L6 153L7 151H3V154L1 153L2 155L0 157V171H1L0 172V187L7 186V184L8 185L14 184L15 181L17 183H23L24 181L25 182L31 181L32 179L34 180L36 177H37L36 179H39V178H46V176L47 177H49V176L56 177V176L70 174V173L72 174V173L78 172L79 169H81V167H84V168H86V167L92 168L93 167V168H95V165H96V166H98L99 169L109 168L112 165ZM85 145H87V146H85ZM123 146L125 147V149L122 148ZM71 147H73L74 149ZM88 147H89V149H88ZM148 149L151 151L152 147H149ZM44 150H46V151H44ZM102 150L103 151L105 150V151L103 152ZM34 151H36V152H34ZM62 151L63 152L65 151V152L63 153ZM88 152H91V153H88ZM25 153H27V154H25ZM57 153H59V154H57ZM101 154H103V155H101ZM37 155L40 157L37 158L38 157ZM51 155H52V158L53 157L55 158V160H54V158L53 159L51 158ZM105 155H106V158H105ZM145 155H147V153L144 154V156ZM44 156H45V158H44ZM74 157H76V159ZM47 158H49V159H47ZM79 158H81V159L83 158L82 161ZM71 159H73V160H71ZM74 159H75V162L73 163ZM94 160H95V162H94ZM32 161H34V162H32ZM69 161H71L72 163H69ZM11 162H13V163H11ZM66 162H68V163H66ZM29 164H30V166H29ZM86 164H87V166H86ZM106 164H107V166H106ZM48 166H50V167H48ZM5 171L7 172V175H6ZM10 171H11V173H9ZM39 173L42 175H40ZM43 174H44V176H43ZM17 183H15V184H17Z\"/></svg>","mask_w":264,"mask_h":264}]
</instances>
